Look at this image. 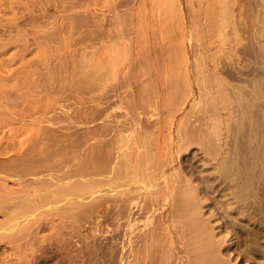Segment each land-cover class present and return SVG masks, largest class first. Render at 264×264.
Instances as JSON below:
<instances>
[{
	"label": "rangeland",
	"instance_id": "rangeland-1",
	"mask_svg": "<svg viewBox=\"0 0 264 264\" xmlns=\"http://www.w3.org/2000/svg\"><path fill=\"white\" fill-rule=\"evenodd\" d=\"M8 1L9 0H0V5H2L0 7V21L3 22V24H4V22H6L8 20V18H9V20H11V19L15 20L16 19L15 17H17V19H16L17 21L15 20L16 24H17V22L19 23L20 21H22L23 25L25 23L26 26L24 25L21 27L20 25H22V23L21 24L19 23L20 24L19 26H20L21 30H24V32L26 30L27 31L24 33L23 31L18 30L19 26L18 27L16 26V28L11 29L12 31L9 30L10 32H12L10 35L9 31H6V30L4 31L3 29H0V31L3 32V34L0 33V38L4 39L5 38L4 33L9 32V35L12 36V40L15 42L16 40H18L17 39L18 37L16 38L15 36H17V34L19 35V33L21 32L19 35L21 39H24V38L26 39L27 36H30V37H27V39H29V41L27 40L28 43L26 42L27 45L28 44H30V45L27 46L25 44L27 46V48L24 45L25 51H24V53H22V47H19L20 43L18 41L15 42V44H13L14 42L11 40V37L9 36V39L11 41L7 39L9 41V45L7 43H6V45L11 46V47H7V49H6L5 45H4V47H2V45H1L2 40L0 39L1 40L0 41V71L2 72V73L0 72L2 74V75H0V79L1 78H3L4 80L6 78L9 79L8 77L10 76V80H7V81H4L3 79L0 80V81H4L3 83L7 84V85L6 84L4 85L3 83L0 82V90L3 88L2 87L3 85L4 86L9 85V87L6 88L8 90L3 88L4 90L2 89L3 91L0 92L1 94L4 93L3 96L0 94V121H1L0 122V132H1L0 137L1 136L5 137V138L3 137V140H0V143H1L0 147H1V149H3V151L5 153V155L3 152H2L3 153L2 155L0 154V172H1L0 173L1 174L0 179L2 178L0 183L2 185L5 182L6 184L4 186H6V188L8 190L11 187H13L12 189L14 191L16 189L19 190L20 186H23V187H25V190L20 189L19 192H25L27 190V192H25L26 194H20L19 193L17 195L20 197H23L25 195H28V196H27V198H26V196H25V198H23V201H22L23 203H21V205L15 206L13 208L12 206H9V205H12V204H10L11 202L7 203L9 201V199H11L7 195H9L11 193V195H9V196L13 197L12 194H14L13 193L14 191H12V189L9 190V192L5 189L0 190L3 194L2 195L0 192V201L2 202L1 205H3V203H4L3 206H5V208L9 206V209H10L9 210L6 208L7 210H9L6 213V209L4 210L3 206L0 207L1 208L0 209L1 210L0 211V233H1L0 236L3 235L2 237H0V264H30L31 262H32L31 264H35V263L36 264H79V263L81 264L82 261L79 260V258L81 259V257L83 260V262H82L83 264H90L89 262H91V261H92L91 264H99L98 262L101 263L102 261H103L102 264H111L110 263L111 261L113 262L112 264H115L116 262H114V261H116L117 257L114 256L112 254V252H111V254H109V252L112 251L110 249H109L110 251L108 250L109 251L107 254L108 256L107 255L105 256L104 254L107 253V250H105V249H107V248H103L105 246V244H103V243H105V241H107L105 238L108 237L109 235H111V238L113 237L112 236L113 229H114L117 221L119 220V219H117V215L115 214L116 208H113L114 207L113 204H115V200H116L115 198H117V196H116L117 194H115L116 190H119L120 188L119 189H118V187L114 188L115 185L112 183L111 179H109V178L107 180L102 181L101 184H99L100 182H97L96 181L97 179L95 180L93 177L95 174L101 175L102 173H105V175H106L107 172L105 171V169L107 170L108 168L110 169L111 167L114 166V165H111V167H110V164L105 165L106 161L104 162V164L102 163L103 162L102 158H103V160L106 159V156H104L106 154L105 152H107V150H111V149L116 150L118 145L120 146V144L123 143L120 139H123L125 136L126 138L128 137L127 139L125 138V140L127 142L129 140H130L129 142H131V143L133 142V144H131V145H133V147L131 146L133 150L131 149V147H129V149H127L128 151L127 150L124 151V152L129 153L128 157L132 160L131 162H133V163H131L133 166V169L135 168V164H136V163L134 164V162L137 161V159H138L137 163L138 162L139 163H138V165H136V168H135L136 170L138 169V166H139V169L140 168L142 169V167H144L142 169L143 172L144 171L146 172L148 170L146 168H149L150 170H148V171L150 173L153 170V168L151 166H149V164L150 165L153 164L154 167L157 165L158 168H161V171L163 173L161 175H159L158 180L163 179V181H162V184L159 186V189H157V191L159 190L160 193L157 192L156 189L151 190L152 191V194H151L152 198L153 197L154 198L160 197V198H158V200L161 201V202H159V205H161V206H159V205L158 206H156V205L152 206L153 209H158V211H159V208H164L163 203L166 204L168 202L167 201L169 198V195L167 192L168 190L165 188L164 184L167 180H169V178L173 179V178H175V175H177L176 177L178 179L182 180L181 177L184 176L183 177L184 183L186 180V183L188 182L189 184L191 183L194 185L199 184L201 187H203L205 184H207L206 179L207 178L210 179V178H212V176H214V174H216L215 173L217 170L216 167H218L219 162L215 161L213 159L212 155L204 153L203 148H202L203 143L201 142V139H203L206 136V133H203V132L206 129V131H208L207 135L209 134V136L213 137V136H215V134H212L214 129L216 131H218L221 128V130L224 133L221 132V130H219V132L222 133V135H220L219 138H221V136H222L223 137L222 139H224L225 135L227 134L226 133V127L231 125V122L228 123V121L227 122H224V121L228 119V116H229V120H230V118L232 117V114H233V116L235 115L234 113H232V111L229 112V111H226L224 109L221 110L222 111L221 114H219L220 112L217 114V113L209 111V110H215L214 108H218L217 106L221 107L222 105H224V102L222 101L223 98H221V95H220V92L222 93L223 89L220 90V88L224 85V83L228 84L229 85V88H228L229 91H227V93H225V94L229 93L230 95H232V93H234V94L238 93L236 90L239 91V89H235V91H236L235 92L233 90L234 87H237V88L240 87V89L249 87L248 91L246 90L247 92H249V90H250V92H253V90H255V89L256 90L257 89L264 90L263 89L264 88V84H263L264 83V77H262V75L264 76V69L262 68V67H264V22H263L264 18L262 16V15H264V12H261V10L264 11V8H261L264 6V4H263L264 0H260V1L255 0V2H254V0H252V1L238 0L236 5L234 3V2H236V0L235 1L232 0V4H230L231 2H229L228 0L227 1H225V0H220V1L219 0H178L177 1L176 0L177 2L175 0H80V1L79 0H73V4L75 2L79 1L78 3H75L74 5L72 4V2L70 0H62V1L61 0H55L56 3H53V2H55L54 0L53 1L52 0L51 1L50 0H40V1L39 0L38 1L37 0H33V1L32 0H21V1L16 0L15 3H14V1H12V3H11V0H10V2H8ZM27 1L28 2L32 1V3L30 2L28 4ZM34 1H36V3ZM46 1H47L48 7L46 5ZM49 1H50V3H52L51 4L52 6L49 5L50 4ZM64 1L66 2V4H64L65 3ZM257 1H259L258 3H260L261 6H260V4L257 3ZM18 3H22V4L18 5ZM25 3H27L28 5ZM37 3H40V4H37ZM171 3H173V4H171ZM220 3H222V6H219ZM224 3H226V4L224 5ZM57 4H59V5H57ZM256 4H258L259 6ZM20 5L21 6L23 5V6L20 7ZM34 5H36V6L32 7ZM39 5L40 6L44 5L43 10H42V7H41V9L40 8L38 9V10H40L39 13L41 11L43 13L42 15L40 14L39 17L41 18L43 15H46V14L47 15L45 17L43 16L45 18V20L43 19V21L45 23H42L43 21H41L42 20V18H41V20H40L41 23L39 24L40 27H37L36 25L40 21L34 20V14L32 13V16H31V13L29 11V7H31V9L33 10L34 8H38L37 6H39ZM178 5H181V7L180 6L178 7ZM229 5H232V6H229ZM45 6H46V8H45ZM60 7L63 9H61ZM229 7H230V9H229ZM232 7H236L233 9L234 11L236 10L235 12L231 11ZM17 8H19V9H17ZM50 8H51V10H50ZM178 8H180L179 11H178ZM224 8H227V9H224ZM257 8H258V10H257ZM20 9L21 10L23 9L22 11H24V13H22V11ZM53 9H56V11ZM193 9L196 10V11H193L194 13L192 12ZM25 10H27L28 12ZM45 10H46V13H44ZM64 10H67V11H64ZM229 10L231 12H229ZM33 11H37V10H33ZM224 11H225V13H222ZM257 11H259V12H257ZM48 12H49V14H52V12H53V14L49 15ZM74 12L76 14H74ZM232 12H234L235 15ZM54 13L56 15H54ZM60 13H62V14H60ZM69 13H71V14H69ZM17 14H19V15L21 14V16L22 15L25 16L26 14L27 15L30 14L31 21H29L30 20L29 16L27 17V20L29 19L27 21V20H25L26 17H24V16L21 17L18 15L20 17V18H18ZM222 14L227 15V16L229 15L228 16L229 18L227 16H222ZM257 14H259V15H257ZM35 15H37V13H35ZM48 15L50 18L47 17ZM232 15H234V17H232ZM258 16H260V17L258 18ZM23 17H24V19L22 20ZM62 17H63V21L61 22ZM47 18L52 19V20L48 21ZM182 18L184 21L181 20ZM222 18L224 20H222L220 22L219 20H221ZM18 19L19 20L21 19V20L19 21ZM57 19H59L60 22ZM65 19H67L66 22H65ZM73 19H74V21H73ZM179 19L181 21H179ZM229 19H231V20H229ZM257 19H259V20H257ZM261 19H262V21H260ZM14 20H12L11 22H13ZM24 20H25V22H24ZM80 20H81V22H80ZM86 20L88 21V23ZM26 21L28 24H26ZM54 21H55V23H53ZM56 21L59 22V24ZM82 21H83V23H82ZM84 21H86V22H84ZM94 21L97 23H95ZM1 22H0V25H1ZM8 22L9 21H7L6 23H8ZM15 22H14V24H15ZM30 22L32 24L35 22L36 23L35 26L37 28H39V29L41 28L42 30L45 29L46 31L44 32V31L37 30V32L40 31L42 33V35H35L37 37V38H35L30 33L34 34V32H36V28H35V26H31L32 24ZM71 22L73 25H71ZM76 22H78V23L76 24ZM90 22H91V24H90ZM179 22H180V24H179ZM224 22H225V24H224ZM48 23L49 24L53 23V24L49 25L51 28L48 26ZM67 23H68V25H67ZM85 23L87 25H85ZM221 23H223L224 26H222ZM42 24L43 25L46 24V26H42ZM54 25H56V26H54ZM61 25L63 26V28ZM77 25H78V27H77ZM89 25H91V26H89ZM29 26H31V28H34L35 31L33 30L34 32L33 31L31 32V28ZM94 26L96 29L94 28ZM220 26H221V28H220ZM52 27H53V29H52ZM69 27H70V29H69ZM49 28L52 30L48 31ZM65 28L67 29V31L69 30L68 31L69 33L67 31L64 32ZM15 29H17V30H15ZM29 29H30V32H29ZM61 29L63 31H61ZM92 29H95V30H92ZM169 29H170V31H169ZM221 29L223 30L221 32L222 33L221 35H224L223 37H221V35H219V31ZM224 29H225V31H224ZM70 30H71V32H70ZM74 30H75V32H73ZM16 31H17V33H16ZM259 31H260V33H258ZM28 32L30 35L27 34ZM35 34H37V33H35ZM58 34H60V35H58ZM7 35H8V33L6 34V38H8ZM38 36H43L44 37L43 40H42V38L39 39ZM49 36H50V38H49ZM219 36H220V38H219ZM226 36H227V39H224V38H226ZM252 36H253V38H252ZM13 37L15 40L13 39ZM32 39L36 40L37 42L35 41V43H33ZM37 39H39V40H37ZM47 39H48V41H47ZM51 39H53V40H51ZM5 40L6 39H4V41ZM7 40H6V42H7ZM4 41H2V42H4ZM25 41L26 40H23V42H22V40H21L22 46H23V43ZM30 41H32V43ZM38 41H39V43H38ZM40 41H41V43H43L42 46L44 47V49H41ZM52 42H54V43H52ZM18 43H19V45H18ZM35 44L37 46H35ZM38 45H40L39 48H38ZM45 45L47 47H45ZM19 48H21V51ZM30 48H31V50H30ZM2 49H4V50H2ZM26 49L29 51H26ZM2 51H4V52H2ZM24 54H25V56H24ZM14 55H15V58H14ZM40 55L42 58L40 57ZM21 56H23V57H21ZM40 59H42L43 61ZM173 61H174V63H173ZM5 64H6V66L8 65L9 68L6 67ZM257 64L259 65V67ZM51 65L54 68V69L52 68L53 70L51 69ZM3 67H6V68L3 69ZM7 68L10 71L9 74H6L8 72ZM148 68L150 69V71L148 70ZM255 68H257V69H255ZM2 69L6 70L7 72L3 71ZM36 69L39 70V73H38V70L36 71ZM32 70H33V72L36 71L34 73L35 74L37 73L36 74L37 76L32 72ZM240 71L242 73H240ZM259 71H261V72L259 73ZM3 72H5V73H3ZM10 73H12V74H10ZM27 73L30 75L31 74H34V75L33 76L31 75V77L28 75L29 77H27V75H26ZM3 75H5V76H3ZM6 75H9V76L7 77ZM12 75H15V77ZM169 75H171V76H169ZM173 75H175L176 79L173 77ZM16 76H17V78H16ZM219 76H221L222 78ZM238 76L239 77L241 76V77L239 78ZM242 76H243V79H242ZM259 76H261V78ZM225 77H226V79H225ZM244 77H246V78H244ZM21 78H24L27 81H24V79L20 81L19 79H21ZM96 78L99 82L98 81L95 82ZM101 78H102V80H101ZM170 78H171V80H170ZM173 78L176 81H174ZM217 78H218V80H217ZM227 78H229V79H227ZM15 79L16 80L18 79V80L16 81ZM38 79H40V80H38ZM166 79L168 80L167 81L168 84L166 82ZM184 79L187 83L183 81ZM187 79H188V81H187ZM214 80L216 82H214ZM224 80L226 82L223 83ZM9 81H11V83ZM23 81L25 83H27L26 87H25V83ZM31 81L32 82L36 81V83L35 82L32 83ZM37 81H39V82L37 83ZM102 81H103V85H102ZM217 81H219V82L221 81L220 83H222V85L219 82L217 83ZM248 81H249V83H248ZM260 81H262L263 83ZM151 82H153V84L155 83V85L153 86V84ZM163 82L166 83L167 85H165ZM169 82H171L172 84L170 83V85H169ZM93 83H97V85L99 84L102 86L98 87L99 86L98 85L97 87L96 86L94 87V85H96V84H93ZM162 83H163V85H162ZM16 84L20 85L19 88L17 86H15ZM23 84H24V86H23ZM92 84H93V87H92ZM214 84L218 85V86L215 87ZM244 84L245 85L247 84V85L245 86ZM175 85H177V86H175ZM219 85H221V87ZM228 85H226V86H228ZM230 85H232V86H230ZM259 85H261L262 89H261V87L259 88ZM12 86L14 89L12 88ZM226 86H224L222 88L227 89ZM218 87H220V88H218ZM254 87H255V89H253ZM216 88H218L219 91ZM9 89H10L11 93L9 92ZM215 90L218 91L219 93L218 92L216 93ZM42 92H44V93H42ZM225 92H226V90H225ZM239 93H241V92L239 91ZM8 94L9 95L11 94L10 97ZM217 96H219V98H221V99L216 98ZM230 97L231 98H228V99L230 101H233L234 100L233 95ZM129 100H131V101L129 102ZM133 100H134V102H132ZM8 102H9V106H8ZM10 102L12 103V105H10L11 104ZM6 103H7V106L5 108L2 107V106H5ZM226 103H228V102L226 101ZM123 105H125V106H123ZM212 105H213V107H212ZM122 106L125 108H123ZM127 107H129V108H127ZM201 108L203 109V111ZM206 108L209 110H206ZM36 109H38V110H36ZM44 110H45V112H43ZM62 110L66 115L63 114ZM188 110H189L190 114H191L190 111H192L191 115L187 113ZM196 110H198V111H196ZM46 111H47V113H46ZM123 111L127 115H125L123 113ZM194 111H196V113ZM116 112H118L119 115ZM133 112H135V113H133ZM37 113H40L41 115H39ZM110 113H112V114H110ZM129 113L130 114L132 113V115L130 116ZM206 113H208V115H206ZM210 113L212 114V116ZM24 114L28 115V116H24ZM30 114H31V116H30ZM33 114H35V117H33L34 116ZM43 114H44V116H42ZM114 114H115V116H114ZM195 114H197V117H201V122L204 121L203 122L204 124L201 123V126H203L204 129H203V127L200 129L201 130L203 129L202 133L205 135H203L201 133V130L197 131L198 133L196 132L194 134L190 132L189 127H190L191 122L192 123H193V121L195 122L193 124L194 126L198 122L197 120L196 121L193 120V119H195V116H196ZM209 114H210V116H209ZM214 114L221 115V116H217ZM224 114L226 116H224ZM21 115H23V116H21ZM38 115H39V118H37V122H35L36 117H38ZM47 115H48V118H46ZM15 116H18V117L15 118ZM60 116H62V117H60ZM111 116H113L112 119H111ZM216 116L219 118H217ZM8 117H10V118H8ZM41 117L42 118L44 117L47 121L43 120L44 118L40 119ZM77 117L79 119H81V118H83V119L79 120V119H77ZM107 117L110 119H108ZM132 117H134V119H135L134 121H136V122L133 121ZM4 118H6V119H4ZM11 118H12V120H11ZM17 118L22 119L23 122L20 121L21 122V124H20L18 121H16ZM24 118L26 119V121H24L25 120ZM29 118H32V119H29ZM87 118H88V120H87ZM118 118H120V119H118ZM138 118L141 120H139ZM146 118H147V120H146ZM105 119H106V121H105ZM187 119H188V121H187ZM215 119H217V120L220 119L219 122L220 121L221 122L218 123V121ZM7 120H9L8 122L9 123L11 122V124H9L7 122ZM41 120H43L44 122L43 121L40 122ZM62 120H64V121L67 120V123L62 121ZM137 120H138V122H137ZM142 120H145L146 123H144L145 121H142ZM149 120H151V121H149ZM205 120L206 121L208 120V122H206ZM213 120L217 121V122H213ZM15 121L18 122V124L15 123ZM32 121H33V123H32ZM81 121H82V123H81ZM86 121H87V123H86ZM130 121H132L133 124ZM139 121H142L144 123L145 128H144L143 123L139 122ZM147 121H149L150 123H148ZM38 122H40V123H38ZM60 122H61V124H59ZM104 122L105 123L107 122V124L105 125ZM113 122H115V123H113ZM90 123H92V124H90ZM96 123L99 125L98 128H96V126H97ZM110 123L112 126L110 125ZM118 123H120L123 130L122 129L120 130V128H119V131L116 130L117 129L116 125H119ZM135 123H137V124H135ZM138 123L142 124V125L139 126ZM184 123H186V127H185ZM214 123L217 126H215ZM221 123L222 124L228 123L230 125H228V124H227L228 126L226 124L222 125ZM4 124H6V125L9 124V125L7 127H5ZM40 124L43 127L45 126L44 129H40L42 127V126H40ZM101 124H103V125H101ZM108 124H109V126H108ZM124 124H127V126ZM128 124H130V125H128ZM131 124H132V126H131ZM155 124H157V125H155ZM187 124L189 125V127ZM210 124H211V126L212 125L213 126L212 127L209 126ZM2 125L5 129L2 127ZM51 125L53 127H51ZM60 125H62V126H60ZM75 125H77V126H75ZM94 125H95V128H93ZM104 125L107 128L110 127L109 130H111V128H112L113 132L111 131V133L110 132L108 133L109 130L107 128H106L107 129L106 130L104 128ZM148 125L151 126L152 128H149ZM134 126H135V128H134ZM137 126H139V127L137 128ZM194 126H192V127H194ZM214 126H215V128H214ZM218 126H221V127L219 128ZM66 127H68L69 130ZM99 127H100V130H99ZM61 128H62V131H61ZM113 128H114V130H113ZM73 129L75 130L76 133H74ZM78 129H79V131H78ZM223 129H225V130H223ZM58 130H60L61 133ZM92 130L95 132H97L99 130L98 131L99 133L97 132L98 134L96 133V135H95V133ZM102 130L105 131L107 134H105V132H103ZM185 130H186V132H184ZM187 130H188V132H190V134H188ZM3 131H5V132H3ZM11 131L14 134L13 133L11 134ZM86 131H87V135H86ZM101 131H102V133H100ZM29 132L35 133L34 136L30 133L31 135H29V137H28ZM138 132H141L142 134H140ZM16 133H17V135H16ZM57 133H58V135H56ZM67 133H68V136H66ZM81 133L88 136L89 138L84 137V135L81 137V135H82ZM185 133L189 136V138H191V137L193 138V139L189 140L188 138L185 137L186 139H188L187 142H190L191 144H189L186 148L185 147L183 148L184 144H182V142H180L182 144L181 148H183V149L177 148V145H176L177 140L185 139V138H183ZM210 133H211V135H210ZM37 134L39 136H37ZM64 134H65V136H64ZM136 134H138V135H136ZM139 134H140V136L142 135L143 139L139 136ZM148 134H149V136L150 135L151 136L150 137L146 136ZM69 135H72V136H69ZM112 135H114V136H112ZM118 135H120V136L118 137ZM126 135H128V136H126ZM143 135L146 137L144 138ZM187 135H185V136H187ZM30 136H32L33 138H30ZM56 136H57V138H56ZM98 136H99V138H98ZM106 136H108V138ZM201 136H204V137H201ZM27 137L30 139H28ZM76 137H79V138H76ZM9 138L10 139L13 138L12 139L13 143L11 142L12 140H10ZM23 138H26V139H23ZM45 138H47L48 140H45ZM92 138H94L95 141L99 140L100 142L94 143V144L98 145V146L95 145L97 148L96 147L94 148V145H92L93 150H91L92 149L91 148L89 152L87 151L88 153L87 152L85 153L86 155L89 153L92 154V152H94V154L99 152L100 150H97V149H100V147H99L100 144H105L102 146L104 149H101L102 153L99 152L100 153L99 155L97 153V155L93 154V156L91 157L90 156L91 154H89V156L91 157V158L90 157L89 158L91 160L94 159V156H97V157L99 156L98 160H93V162H92L87 156L86 158H88V159H86V160H88L89 163L86 162L85 160H84V162H82V159L85 158V156L79 157V155L85 150V149H83L84 148L83 146L85 144V140L87 143L89 142V143L93 144L92 142H94V141L91 140ZM100 138L104 139V140H101ZM199 138H200V141H199ZM5 139L7 140V142ZM35 139L36 140L39 139V140H37V142L38 141L39 142L38 143L36 142V145L33 144L35 142ZM106 139H107V142L105 141ZM145 139H150L149 141H151V142L149 143V141H147L148 142V145H147V142L144 141ZM194 139H196V141H194ZM205 139L206 138H204L202 141L205 142ZM24 140L26 142H24ZM191 140L193 142H191ZM29 141H30L31 145H29ZM75 141H78L79 143L75 142ZM101 141L102 142L105 141L106 143L105 142L101 143ZM9 142H11L12 145ZM112 142L115 144H113ZM183 142L185 143V141H183ZM214 142H215V140H214ZM17 143L21 147H19V146L13 147L14 145H18ZM40 143L41 144L46 143V145L49 147V152H50V155L52 157V158H49V160H48L49 165H47V167H49V173L48 174L51 177L50 181H52L50 187L53 188L54 186H52V185H55V187L53 189L49 188L50 189V190H48L49 192L48 191L43 192V190L41 188V192H43V193H41V192L39 193L40 187H42V186H40L42 180L40 181L38 179L43 178V175H42L43 173L41 174L39 172V170H41V168H42L40 166V163H37L38 165H35L36 162L32 161V163H30L31 162L30 160H29L30 161L29 162V161H27V158H23V156L25 154H27V153L31 154L33 150H35V149L37 150L38 147H40V145H41ZM89 143H88V145H89ZM108 143H110L111 145ZM32 144H33V146H32ZM86 144H85V147H86ZM106 144H107V146H106ZM112 144L115 146H113ZM142 144H145V145L142 146ZM186 144H188V143H186ZM67 145H69V146H67ZM73 145L76 146V148L75 147L72 148ZM108 145H109V147H108ZM23 146L28 147V148H23ZM41 146L44 147L45 145L42 144ZM66 146L68 148L71 147L70 148L71 150L68 149ZM141 146L144 148L143 150H142ZM4 147H5V149H4ZM139 147L141 148V151H143L142 153L140 152ZM146 147L148 149H145ZM7 148H9L8 151H7ZM55 148L57 150H55ZM134 148L135 149L138 148L137 149L138 151L136 152ZM222 148H225V151H226L227 146L222 147ZM1 149H0V151H2ZM12 149H14V150H12ZM21 149H22L21 152L23 153V156H22V153L20 152ZM26 150L27 151L31 150V151L27 152ZM96 150H97V152H96ZM102 150H104V152ZM148 150H150V151H148ZM35 151H33V152H35ZM39 151H40V148H39ZM72 151H73V153H72ZM6 152H7V154L10 152L8 156H7ZM25 152H27V153H25ZM128 153H126V154H128ZM130 153L133 157L130 155ZM122 154L124 157L127 156L125 153H122ZM27 156H29V154H27ZM222 156H226V154L225 153L221 154L220 158ZM9 157L11 159L13 158L12 161H10L11 159ZM15 158H18V159H15ZM53 158H55L57 160H54ZM147 158L148 159L150 158V160H149L150 162L148 161ZM5 159H6V161H4ZM72 159H75V160H72ZM134 159H136V160H134ZM167 160H169L170 162ZM23 161H25V162H23ZM140 161H142V162H140ZM3 162L5 164V165L3 164L4 166L2 165ZM33 162H34L35 166H38L39 170H37L38 168L35 166L31 167L33 165ZM81 162H82V164H86V163L90 164V162H92L90 164L91 166L89 167V169H91V171H93L95 174H93V172H92V174H93L92 175L90 173L91 171L89 170L90 171L89 172L88 168L85 169V167H83ZM166 162H169V163L166 164ZM8 163H10V164H8ZM15 163L17 164V166ZM93 163H95V165ZM6 164H8L10 166L11 165L14 166L13 164H15L16 167H18V164H20L21 166L20 165L19 166L21 167V169H22V166L25 167V168H23V170H25V172L27 171V173L31 169L34 170L35 172L37 170L38 172L36 175H35V172H33L32 170L29 172V173H31V172L34 173V175H32V177H36V178L35 179L32 177H30V178H32V180L33 179L36 180L37 183H35L36 181L32 182L31 179L27 178V177L26 178L28 180H30L29 182L31 184L30 183H28V185L26 184L28 182L27 179L26 180L23 179V181L25 180L24 181L25 183H23V182L19 183L20 180L14 179L13 176L17 175L16 171L18 173V171L21 170V169H19L20 167H18L17 169H14V167L11 166L12 168H10V166H6ZM28 164L29 165L31 164V166H29ZM41 164H43V163L41 162ZM113 164H115V162H113ZM51 165H52L53 169L50 167ZM67 165L69 168L67 167ZM72 165H73V167H72ZM74 165H75V167H74ZM100 165H102V166H100ZM103 165L106 166V168ZM86 166H87V164H86ZM95 166H98V167H96V170L93 169V167H95ZM147 166H149V167H147ZM159 166H161V167H159ZM1 167H3V168H1ZM61 167H63V168L66 167L65 171L62 170ZM102 167H103V169H102ZM33 168H35V169H33ZM74 168H76V169H74ZM99 168H101V169H99ZM7 169H14V170H12V172H11V170H7ZM144 169H146V170H144ZM2 170H6V173H4V171H2ZM61 170L63 172H65L66 174H68V175H66L67 177L65 176V173H63V172H62L63 174L59 173V172H61ZM72 170H76V171H72ZM101 170H102V172L99 173V171H101ZM7 171L13 174V175L12 174L8 175V176H10V178H7L8 177ZM69 171H71V172L69 173ZM142 171H141V173H142ZM148 171L146 173H148ZM22 172H24V171H22ZM53 172L57 173V174L54 175ZM88 172L92 175L93 178L90 179L91 176H89L90 174ZM39 173L41 175H38ZM141 173H139V174H141ZM61 174H62V176H61ZM70 174H72L73 177ZM74 174H76V175L78 174L77 175L78 177L77 176L74 177ZM172 174L174 175L173 177H172ZM22 175L20 174L19 176L22 177ZM24 175L26 176V173H24ZM24 175H23V177H25ZM63 175L65 176L66 180L64 179ZM81 175L84 176V177L82 176L83 178H87L88 181H85L86 179H83L84 180L83 181ZM27 176H29V174H27ZM38 176H41V177L39 178ZM55 176L58 178H56ZM106 176H104V177L106 178ZM187 176L189 177V179H191V181H189V179L186 178ZM204 177H205V179H203ZM15 178H18V177H15ZM89 179L96 182L97 187H98V184L100 185L98 187V189L95 186L96 184L95 183L93 184V182H91ZM57 181H58V183H57ZM68 181H69V183H68ZM205 181H206V183H205ZM210 181H212V180H210ZM38 182L40 184H38ZM108 182H109V184H108ZM137 182H139V181H137ZM13 183H14V186H13ZM21 183H23V184L21 185ZM71 183H72L73 187L70 185ZM73 183H74V185H73ZM89 183L93 184V185H90ZM110 183H111V185H110ZM24 184H25V186H24ZM35 184H37L39 186V188L36 187ZM60 184L62 186H60ZM63 184H66L65 188H63L64 187ZM141 184L143 185L144 182L142 181ZM26 185H27V187H26ZM67 185H70L71 188ZM87 185L90 186V187H88L89 190L87 188H85ZM144 185H146V182ZM29 186H31V190L28 188ZM32 186H35L36 188H38V190L37 189L34 190V188H32ZM74 186L77 187L79 190L77 188H74ZM80 186H81V188H83V189H81L83 191H80ZM15 187H17V188L14 189ZM23 187H21V188H23ZM67 187H69V188H67ZM100 187H102V188H100ZM197 187H199V186L197 185ZM26 188H28V189H26ZM84 188L87 190H85ZM103 188H105L104 189L105 192L102 191ZM161 188H163V189H161ZM75 189L78 191L76 192ZM90 189L92 190V192ZM18 190H16V193H18L17 192ZM110 190H112V191H110ZM28 191H29V194H28ZM35 191H36V193H34ZM97 191H100V192H97ZM142 191L146 192V188L144 187V190L143 189L137 190L136 193H139L137 195H141V193H144ZM198 191H199V189L197 190V192ZM229 191H230V189H228V188L227 189H220L217 187L214 191H211L209 194H207L206 196H204V198L201 199L202 204L198 208L199 209L202 208L201 213H203L205 215L204 216L202 214L205 218L207 217V219H208V217H209L210 224L215 227L214 232L217 233L218 236L221 238L225 237L224 238L226 241L225 245H227V246L229 245V247H230V254L229 255L234 257V260L232 261V263L235 262V264H249L250 261L249 262L246 260L241 261L240 260V258H241L240 254L238 252H236L237 237H236V232H234L232 228L234 227V224L236 225L237 223H238L237 226H241L242 224H244L242 226L249 227V228H251V227L253 228L255 226V224L251 223L248 219H246V217L244 218L243 216H241L240 213L237 212V209H236L237 203L236 204L234 203L235 201H233L234 199H232L231 195L229 194ZM55 192H56V194H55ZM64 192H65V194H64ZM78 192L82 193V194H80L79 199H78V195H79ZM85 192H86V194H85ZM107 192H108V194H106ZM197 192L193 191V193H194L193 196H197L198 195ZM30 193L31 194L33 193V198L35 197V199L29 200V197L32 198V195L30 196ZM47 193H48V195H47ZM40 194H44V195H40ZM155 195H156V197H155ZM14 196H15V194H14ZM52 196L53 197L58 196V199H56L57 197L53 198ZM100 196H103V197H100ZM136 198H137V196H136ZM108 199L111 200L112 202L109 201ZM80 200L82 201V205H83V203L86 204V205H83V207H87L86 208L87 211H88L89 205L92 203L93 206L90 205L92 207H89V209H91L90 214L93 215V217L91 218L92 221L90 218H87V217H90V214L88 215L89 212H86L85 208L83 209ZM94 200L98 201V203L100 202L99 203L100 205H98V203H96V202L94 203ZM139 200H141V198L137 199V201H139ZM29 201H31V202L33 201V203H35V204H32V203L30 204ZM134 201L137 202L136 199ZM77 202L78 203L80 202V204H78ZM221 202H222L223 206L225 205L224 208L226 207V209L224 211L221 209L220 212H224V213L226 212L225 215H227L228 211H229L231 214H233V215H229V219L231 220V222L233 221L232 224L231 225L228 224V227L226 226L224 228L221 227V223H222V221H224V218L222 217V215L224 213H221L222 214L221 215L219 213V210H218V206L221 204ZM5 203H7V205L8 204L9 205L7 206ZM27 204H30V205L28 206ZM76 204H77V206H79V207H77V206L74 207V208H78L77 210L72 207V206H75ZM94 204H97V205H95L96 208L94 207ZM103 204H104V206H103ZM162 204H163V206H162ZM22 205H27L26 207L29 209L27 210L26 207L23 206L26 209V211L24 209L22 210L21 209V208H23ZM35 205H37V206H35ZM105 206L106 207L110 206V207L106 208ZM30 207H31V209H30ZM71 207L73 209H71ZM15 208H17L18 210ZM97 208H98V210H97ZM110 208L115 210L114 213H110V212H112V211H110V210H112ZM32 209H34V210H32ZM67 209H68V211H67ZM93 209L95 211L94 213H92ZM3 211H5V212H3ZM12 211L17 212V213L13 214ZM18 211H20V213ZM217 211L219 214L217 213ZM27 212H30L31 215L33 214L32 216H34V215L35 216L30 217L29 213H27ZM77 212H79V213H77ZM46 213H48V214H46ZM49 213H53V214H49ZM15 214H16V216H15ZM68 214H69V216H68ZM237 214H239V215H237ZM10 215H12V216H10ZM85 215L87 218L86 220H85ZM51 217H53V218H51ZM43 218H44V220H43ZM63 218H65V219H63ZM130 218H132V217H130ZM25 219H26L27 223H25L26 222ZM30 220H32V222H30ZM75 221H77V222H75ZM17 222H20L21 224L20 223L17 224ZM22 222H24V223H22ZM114 222H115V225H114ZM14 223H16L17 225ZM32 224H34V225L32 226ZM27 225H29L30 227L28 226V228H27ZM81 227H83V230H81L82 229ZM32 229H33V231H31ZM77 229H79V231H77ZM6 230L8 231V233L5 232ZM85 230H87V231H85ZM22 231H24V232L22 233ZM11 232H15V234L11 233ZM83 232H86V234H84ZM95 232L98 234L97 235L98 238L101 237L100 239H97L95 237L96 236ZM19 233H20V236L18 235ZM24 233H25V235H24ZM6 234H8V235H6ZM11 234H13L14 236L15 235H17V236L14 237ZM26 234H28L27 237H30V239L26 237ZM238 234L241 235V233H238ZM72 235H73V237H72ZM79 235H81V236H79ZM21 236L23 237V239H24V236L26 237V239H24V242H23V239L21 238ZM33 236H35V238ZM78 237H82V240H81V238H78ZM11 238H14V240H12ZM67 239L68 240L70 239V240L68 241ZM77 239H78V241H77ZM101 239H102V241H101ZM25 240H26V242H25ZM35 240H37V242H36L37 244L35 243ZM40 240H42V241H40ZM43 240L45 243H47V245L43 242ZM99 240L101 242H99ZM12 241H14V242H12ZM15 241H17L18 243ZM19 241L21 244L23 243V245H21L19 243ZM70 241H71V243L72 242L73 243L71 244ZM96 241H98V242H96ZM29 242H30V244H29ZM39 242H41L40 245H39ZM112 242L116 243V239H113ZM34 243H35V245H34ZM65 244H67V245H65ZM29 245L32 248H30ZM101 245H103V246H101ZM26 246H27V248H26ZM34 246L37 248H35ZM49 246L50 247L52 246L53 248L51 247L52 248L51 249ZM70 246L72 247L73 251H72ZM73 246H75V248ZM79 246H81V247H79ZM100 246L102 247V249ZM12 247H14V248H12ZM18 247L20 250L17 249ZM39 247H41V248H39ZM47 247H49V248H47ZM22 248H26V249H22ZM43 248H45V250ZM60 248H62V249H60ZM93 248L95 249V251ZM42 249H43V251H42ZM74 249L77 250V253L74 251ZM103 249L105 250V253H104ZM35 250H37L38 252H36ZM68 250H70V252L72 251L73 254L68 252ZM90 250L92 253L94 252L93 253L94 255L91 254ZM64 251H65V254L67 252V254L69 255L68 257H67V254L66 255L63 254ZM78 251H79V253H78ZM88 251L91 255L88 254ZM98 251L101 252V253H99L101 257L100 256L97 257L99 255ZM95 252L97 253V256L95 255L96 254ZM69 253L71 254V256ZM42 254H45L46 256L42 255ZM74 254L76 255V257ZM77 254H78V256H77ZM87 255H89V257L91 259L88 258ZM111 255H112V257H111ZM229 255L226 257L229 258ZM93 256L95 258H93ZM102 257L105 259H103ZM96 258L99 259V261ZM114 258H115V260H114ZM87 259L90 261H87ZM70 260H72V262Z\"/></svg>",
	"mask_w": 264,
	"mask_h": 264
},
{
	"label": "bare ground",
	"instance_id": "bare-ground-1",
	"mask_svg": "<svg viewBox=\"0 0 264 264\" xmlns=\"http://www.w3.org/2000/svg\"><path fill=\"white\" fill-rule=\"evenodd\" d=\"M12 1H14V3H15V1L16 0H11V3H12ZM18 1V0H17ZM21 1V0H20ZM33 1V0H32ZM32 1H27V3L29 4L30 2L32 3ZM38 1V0H37ZM40 1V0H39ZM51 1V0H50ZM50 1H49V3H50ZM53 1V0H52ZM55 1V0H54ZM62 1V0H61ZM71 2H72V4H73V0H70ZM80 1V0H79ZM78 1V2H79ZM176 1V0H175ZM178 1V0H177ZM176 1V2H177ZM220 1V0H219ZM225 1H227V0H225ZM229 2H231L230 4H232V0L230 1V0H228ZM233 1H235V0H233ZM237 1L238 0H236V2H234L235 3V5H236V3H237ZM248 1H252V0H248ZM260 1V0H259ZM259 1H257V3L259 2ZM8 2H10V0L8 1ZM35 3H36V1H34ZM43 2V1H42ZM41 2V3H42ZM58 2V1H57ZM65 2V1H64ZM75 2V1H74ZM78 2H75V3H78ZM174 2V1H173ZM254 2H255V0H254ZM17 3V2H16ZM27 3H25V4H27ZM44 3V2H43ZM53 3H56V1L55 2H53ZM74 3V4H75ZM175 3V2H174ZM180 3V2H179ZM178 3V4H179ZM219 3V2H218ZM223 3V2H222ZM222 3H220L219 4V6H222ZM19 4H22V3H18V5ZM27 4V5H28ZM34 4V3H33ZM37 4H40V3H37ZM45 4V3H44ZM52 3H50L49 5H51ZM61 4V3H60ZM64 4H66V2L64 3ZM71 4V3H70ZM73 4V5H74ZM171 4H173V3H171ZM226 3H224V5H225ZM255 4V3H254ZM258 4H260V3H258ZM258 4H256V5H258ZM264 4V3H263ZM262 4V5H263ZM4 5V4H3ZM16 5V4H15ZM46 5H47V1H46ZM56 5V4H55ZM57 5H59V4H57ZM68 5V4H67ZM66 5V6H67ZM223 5V6H224ZM228 5V4H227ZM2 5H0V7H1ZM17 6V5H16ZM23 6V5H22ZM21 5H20V7H22ZM31 6V5H30ZM36 5H34V6H32V7H35ZM44 6V5H43ZM43 6H37L38 8H34L33 10H37V11H33L32 9H31V7H29V11H30V13H31V16H32V13L34 14V20H41V18H42V20L41 21H43V19L45 20V16L47 15H43L41 18L39 17V15L41 14H43L42 13V11L39 13V11L40 10H38L39 8L41 9V7H42V10H43ZM52 6V5H51ZM65 6V5H64ZM63 6V7H64ZM69 6V5H68ZM181 7V5H178V7ZM218 6V7H219ZM229 6H232V5H229ZM234 6V5H233ZM259 6V5H258ZM260 6H261V4H260ZM47 7H48V5H47ZM54 7V6H53ZM58 7V6H57ZM62 7V6H61ZM60 7V8H61ZM25 8V7H24ZM45 8H46V6H45ZM59 8V9H60ZM68 8V7H67ZM177 8V7H176ZM175 8V9H176ZM220 8V7H219ZM218 8V9H219ZM234 8H236V7H232V9H231V11H234L233 9ZM259 8V7H258ZM258 8H257V10H258ZM261 8H264V6L263 7H261ZM17 9H19V8H17ZM31 9V10H30ZM61 9H63V8H61ZM222 9V8H221ZM224 9H227V8H224ZM229 9H230V7H229ZM260 9V8H259ZM21 10V9H20ZM23 10V9H22ZM21 10V11H22ZM28 10V9H27ZM27 10H25V11H27ZM50 10H51V8H50ZM53 10H55L56 11V9H53ZM52 10V11H53ZM180 10V8H178V11ZM220 10V9H219ZM256 10V9H255ZM59 11V10H58ZM57 11V12H58ZM64 11H67V10H64ZM69 11V10H68ZM193 11H196L195 9H193L192 10V12ZM230 10H229V12H231ZM236 11V10H235ZM234 11V12H235ZM260 11V10H259ZM259 11H257V12H259ZM28 12V11H27ZM37 13V15H35V13ZM50 12V11H49ZM49 12H48V14H49ZM63 12V11H62ZM220 12V11H219ZM234 12H232L233 14H234ZM261 12H264V11H262L261 10ZM19 13V12H18ZM22 13H24V11H22ZM44 13H46V10H45V12ZM51 13V12H50ZM194 13V12H193ZM222 13H225V11L224 12H222ZM28 14V13H27ZM22 15V16H24V17H26V19L25 20H27V17L29 16V18H30V14L29 15ZM52 14H53V12H52ZM52 14H49V15H52ZM60 14H62V13H60ZM69 14H71V13H69ZM74 14H76L75 12H74ZM82 14V13H81ZM80 14V15H81ZM176 14V13H175ZM174 14V15H175ZM219 14V13H218ZM262 14V13H261ZM16 15V14H15ZM19 14H17V16H18ZM49 15L47 16V17H49ZM54 15H56L55 13H54ZM220 15V14H219ZM235 15V14H234ZM234 15H232V17H234ZM257 15H259V14H257ZM19 16H21V14L19 15ZM18 16V18H20ZM21 16V17H22ZM59 16V15H58ZM88 16V15H87ZM176 16V15H175ZM222 16H227V15H224V14H222ZM229 16V15H228ZM227 16V17H228ZM231 16V15H230ZM263 16V18H264V15H262ZM261 16V17H262ZM24 17L22 18V20L24 19ZM52 17V16H51ZM57 17V16H56ZM67 17V16H66ZM89 17V16H88ZM226 17V18H227ZM260 16H258V18H259ZM7 18V17H6ZM16 19H17V17H15ZM50 18V17H49ZM53 18V17H52ZM58 18V17H57ZM72 18V17H71ZM224 18V17H223ZM221 19V20H219L220 22L222 21V20H224V19ZM229 18V17H228ZM262 18V19H263ZM15 19V20H16ZM33 19V18H32ZM185 19V18H184ZM232 19V18H231ZM231 19H229V20H231ZM262 19L260 20V21H262ZM12 20H14V19H11V20H9V18H8V20L7 21H9L8 23H6V22H4V24H3V22H1V25H0V29H3L4 31L6 30V31H12L11 29L12 28H16V26L18 27L21 23H22V21H20L19 19V23L17 22V24H16V22H15V20L13 21V22H11ZM25 20H24V22H25ZM29 20V19H28ZM27 20V21H28ZM47 20L49 21V20H52V19H48L47 18ZM55 20V19H54ZM58 21H59V19H57ZM66 20L67 19H65V22H66ZM93 20V19H92ZM181 20H183V18L181 19ZM180 19H179V21H181ZM257 20H259V19H257ZM17 21V20H16ZM27 21H26V24H28L27 23ZM29 21H31V18H30V20ZM41 21L36 25V21L32 24L31 22V26H37V27H40L39 26V24L41 23ZM63 21V17H62V19H61V22ZM73 21H74V19H73ZM79 21V20H78ZM87 21V20H86ZM86 21H84V22H86ZM184 21V20H183ZM14 22H15V24H14ZM33 22V21H32ZM57 22V21H56ZM60 22V21H59ZM59 22H57L58 24H59ZM80 22H81V20H80ZM95 22V21H94ZM93 22V23H94ZM259 22V21H258ZM257 22V23H258ZM264 22V21H263ZM11 23V24H10ZM42 23H45L44 21L42 22ZM53 23H55V21L53 22ZM53 23H51V24H53ZM64 23V22H63ZM62 23V24H63ZM69 23V22H68ZM68 23H67V25H68ZM74 23V22H73ZM78 22H76V24H77ZM82 23H83V21H82ZM87 23H88V21H87ZM95 23H97V22H95ZM227 23V22H226ZM51 24H49L48 23V26L49 25H51ZM61 24V23H60ZM70 24V23H69ZM75 24V25H76ZM90 24H91V22H90ZM179 24H180V22H179ZM182 24V23H181ZM224 24H225V22H224ZM228 24V23H227ZM24 25H25V23H24ZM23 25V23H22V25H20L21 27L22 26H24ZM66 25V24H65ZM71 25H73L72 24V22H71ZM85 25H87L86 23H85ZM221 25L222 26H224L223 25V23H221ZM20 26H19V28H18V30H21V28H20ZM26 26V25H25ZM28 26V25H27ZM31 26H29L30 28H31ZM35 26V28H36V32H34L35 30H34V28H31V32L33 31L34 32V34L33 33H30V34H32L35 38H37L35 35H42V33L40 32V31H46L45 29L44 30H42L41 28L39 29V28H37ZM42 26H46V24L45 25H43L42 24ZM47 26V27H48ZM54 26H56V25H54ZM62 26V25H61ZM89 26H91V25H89ZM93 26V25H92ZM50 27V26H49ZM77 27H78V25H77ZM24 28V27H23ZM51 28V27H50ZM49 28V30L48 31H51L52 29H53V27H52V29H50ZM59 28V27H58ZM61 28V27H60ZM62 28H63V26H62ZM72 28V27H71ZM94 28H95V26H94ZM220 28H221V26H220ZM25 29V28H24ZM28 29V28H27ZM69 29H70V27H69ZM73 29V28H72ZM87 29V28H86ZM96 29V28H95ZM95 29H92V30H95ZM14 30V29H13ZM15 30H17V29H15ZM26 30V29H25ZM37 30H40V31H38L37 32ZM65 31L64 32H66L67 31V29L65 28L64 29ZM258 30V29H257ZM9 31V32H10ZM21 31H23L24 32V30H21ZM27 31V30H26ZM25 31V32H26ZM54 31V30H53ZM60 31V30H59ZM61 31H63L62 29H61ZM69 31V30H68ZM67 31V32H68ZM79 31V30H78ZM169 31H170V29H169ZM223 30L221 29L220 31H219V35H221ZM224 31H225V29H224ZM9 32H7L8 33V38H6V34L7 33H4L5 34V38L4 39H8V40H10L9 39V36L11 35V33L12 32H10V35H9ZM24 32V33H25ZM29 32H30V29H29ZM29 32L27 33L28 35H30L29 34ZM40 32V33H39ZM43 32V33H44ZM70 32H71V30H70ZM73 32H75V30L73 31ZM89 32V31H88ZM92 32V31H91ZM90 32V33H91ZM0 33L1 34H3V32H1L0 31ZM16 33H17V31H16ZM21 33V32H20ZM20 33H19V35H20ZM23 33V34H24ZM35 33H37V34H35ZM39 33V34H38ZM47 33V32H46ZM58 33V32H57ZM62 33V32H61ZM69 33V32H68ZM258 33H260V31L258 32ZM14 34V33H13ZM74 34V33H73ZM224 34V33H223ZM253 34V33H252ZM15 35V34H14ZM18 34H17V36H15L18 40H16L15 42H19L20 43V45L22 44V42H23V40H26L24 43H23V46L21 45H19V43H18V45H19V47H22V53H24V51H25V48H24V45L26 44V42L28 43V41H29V39H27V37H30V36H27L26 34V39L24 38V39H21L20 38V36H19ZM46 35V34H45ZM48 35V34H47ZM58 35H60V34H58ZM62 35V34H61ZM70 35V34H69ZM218 35V34H217ZM44 36V35H43ZM43 36H38V38L39 39H41L42 38V40H43ZM51 36V35H50ZM50 36H49V38H50ZM56 36V35H55ZM224 35H221V37H223ZM254 36V35H253ZM253 36H252V38H253ZM11 37V40H12V36H10ZM46 37V36H45ZM74 38V37H73ZM219 38H220V36H219ZM261 38V37H260ZM1 39V38H0ZM4 39H1L2 41H4ZM13 39H14V37H13ZM22 40V42H21V40ZM39 39H37V40H39ZM72 39V38H71ZM224 39H227V36H226V38H224ZM0 40V41H1ZM6 40L4 41V42H2L1 41V45H2V47H4V45H5V48L7 49V47H11V46H7L6 45V43L9 45V41L7 40V42H6ZM10 40V41H11ZM15 40V39H14ZM20 40V41H19ZM28 40V41H27ZM33 40V43H35V41L36 40H34V39H32ZM46 40V39H45ZM51 40H53V39H51ZM70 40V39H69ZM13 41V40H12ZM47 41H48V39H47ZM55 41V40H54ZM14 42V41H13ZM15 42L13 43V44H15ZM31 43H32V41H30ZM29 42V43H30ZM37 42V41H36ZM69 42V41H68ZM67 42V43H68ZM38 43H39V41H38ZM52 43H54V42H52ZM11 44V43H10ZM40 44H41V49H44V47L42 46V44L43 43H41V41H40ZM12 45V44H11ZM17 45V46H18ZM27 45V44H26ZM25 45V46H26ZM28 45H30V44H28ZM27 45V46H28ZM51 45V44H50ZM27 46H26V48H27ZM35 46H37L36 44H35ZM39 46L40 45H38V48H39ZM31 47V46H30ZM45 47H47L46 45H45ZM24 48V49H23ZM29 48V47H28ZM18 49V48H17ZM20 49V51H21V48H19ZM2 50H4V49H2ZM30 50H31V48H30ZM40 50V49H39ZM26 51H29V50H27L26 49ZM44 51V50H43ZM2 52H4V51H2ZM27 53V52H26ZM42 53V52H41ZM258 53V52H257ZM24 56H25V54H24ZM21 57H23V56H21ZM40 57H41V55H40ZM251 57V56H250ZM14 58H15V55H14ZM17 58V57H16ZM42 58V57H41ZM25 59V58H24ZM44 59V58H43ZM15 60V59H14ZM40 60H42V59H40ZM43 61V60H42ZM45 61V60H44ZM173 63H174V61H173ZM41 64V63H40ZM256 64V63H255ZM259 64V63H258ZM257 64V65H258ZM2 65V64H1ZM173 65V64H172ZM263 65V64H262ZM5 66H6V64H5ZM47 66V65H46ZM6 67H8V65L6 66ZM6 67H3V69H5ZM255 67V66H254ZM258 67H259V65H258ZM262 67V66H261ZM260 67V68H261ZM9 68V67H8ZM7 68V69H8ZM53 67H52V65H51V69H52ZM263 69H264V67H262ZM2 69V70H3ZM11 69V68H10ZM34 69V68H33ZM54 69V68H53ZM52 69V70H53ZM152 69V68H151ZM255 69H257V68H255ZM31 70V69H30ZM38 69H36V71H37ZM148 70L150 71V69L148 68ZM248 70V69H247ZM253 70V69H252ZM3 71H5V72H7L6 70H3ZM36 71H34V72H36ZM41 71V70H40ZM246 71V70H245ZM258 71V70H257ZM1 72V71H0ZM5 72H3V73H5ZM9 69H8V72L6 73V74H9ZM13 72V71H12ZM32 72H33V70H32ZM33 72V73H34ZM42 72V71H41ZM252 72V71H251ZM255 72V71H254ZM253 72V73H254ZM261 71H259V73H260ZM2 73V72H1ZM0 73V75H2ZM38 73H39V70H38ZM43 73V72H42ZM240 73H242L241 71H240ZM248 73V72H247ZM10 74H12V73H10ZM35 74V73H34ZM34 74H31L32 76L34 75ZM37 74V73H36ZM35 74V75H36ZM244 74V73H243ZM242 74V75H243ZM24 75V74H23ZM22 75V76H23ZM27 75V77H31V75L30 74H26ZM29 75V76H28ZM39 75V74H38ZM235 75V74H234ZM259 75V74H258ZM262 75V74H261ZM3 76H5V75H3ZM7 77L9 76V75H6ZM12 76H14L15 77V75H12ZM19 76V75H18ZM37 76V75H36ZM169 76H171V75H169ZM244 76V75H243ZM243 76H242V79H243ZM250 76V75H249ZM252 76V75H251ZM257 76V75H256ZM2 77V76H1ZM153 77V76H152ZM173 77L176 79V77H175V75H173ZM219 77H221V76H219ZM218 77V78H219ZM239 77V76H238ZM241 77V76H240ZM239 77V78H240ZM260 78H261V76H259ZM262 77H264L263 75H262ZM9 79H3V78H1V79H3L4 81H7V80H10V76L8 77ZM16 78H17V76H16ZM26 78V77H25ZM42 78V77H41ZM167 78V77H166ZM169 78V77H168ZM172 78V77H171ZM171 78H170V80H171ZM174 78H173V80H174ZM218 78H217V80H218ZM222 78V77H221ZM244 78H246V77H244ZM252 78V77H251ZM250 78V79H251ZM0 79V80H1ZM24 78H21V79H19L20 81L21 80H23ZM149 79V78H148ZM225 79H226V77H225ZM227 79H229V78H227ZM249 79V78H248ZM247 79V80H248ZM256 79V78H255ZM12 80V79H11ZM16 80V79H15ZM18 80V79H17ZM16 80V81H17ZM38 80H40V79H38ZM43 80V79H42ZM101 80H102V78H101ZM150 80V79H149ZM212 80V79H211ZM216 80V79H215ZM214 80V82H216ZM221 80V79H220ZM223 80V79H222ZM4 81H0L1 83H3ZM24 81H27V80H25L24 79ZM23 81V82H24ZM96 81H98L97 80V78H96V80H95V82ZM151 81V80H150ZM165 81V80H164ZM168 80L166 79V82H167ZM174 81H176V80H174ZM184 82H186L185 81V79L183 80ZM187 81H188V79H187ZM213 81V80H212ZM230 81V80H229ZM250 81V80H249ZM249 81H248V83H249ZM10 83H11V81H9ZM19 82V81H18ZM29 82V81H28ZM32 82V81H31ZM30 82V83H31ZM33 82H35L36 83V81H33ZM32 82V83H33ZM39 81H37V83H38ZM43 82V81H42ZM99 82V81H98ZM97 82V83H98ZM173 82V81H172ZM213 82V83H214ZM219 81H217V83H218ZM221 82V81H220ZM219 82V83H220ZM224 82H226L225 80L223 81V83ZM228 82V81H227ZM243 82V81H242ZM260 82H262V81H260ZM259 82V83H260ZM20 83V82H19ZM25 83V82H24ZM31 83V84H32ZM97 83H93V84H96V85H94V87L96 86H98L97 85ZM152 84H153V82H151ZM164 83V82H163ZM163 83H162V85H163ZM170 83L171 82H169V85H170ZM187 83V82H186ZM263 83V82H262ZM4 85L6 84V83H3ZM26 84L27 83H25V87H26ZM93 84H92V87H93ZM101 84V83H100ZM165 85H167L168 84V82H167V84L166 83H164ZM172 84V83H171ZM221 85H222V83H220ZM264 84V83H263ZM2 86L4 89H6V88H8L9 87V85L8 86ZM7 85V84H6ZM22 85V84H21ZM102 85H103V81H102ZM102 85H99L98 87H101ZM155 85V83L153 84V86ZM164 85V86H165ZM213 85V84H212ZM215 85V84H214ZM221 85H219L220 87H221ZM226 85H228V84H225L224 83V85L222 86V87H224V86H226ZM243 85V84H242ZM245 85V84H244ZM247 85V84H246ZM245 85V86H246ZM256 85V84H255ZM15 86H17L18 88H19V86L20 85H15ZM14 86V87H15ZM23 86H24V84H23ZM91 86V85H90ZM175 86H177V85H175ZM174 86V87H175ZM216 86H218V85H215V87ZM230 86H232V85H230ZM244 86V87H245ZM11 87V86H10ZM22 87V86H21ZM20 87V88H21ZM87 87V86H86ZM220 87H218V88H220ZM220 88V90L221 89H223L222 90V93L220 92V95H221V98H223L222 99V101L224 102V105H222L221 107H219V106H217L218 108H214L215 110H209V109H207L206 108V110H209V111H211V112H214V113H219V114H221V110H226V111H229V112H231L232 111V113H234L235 115L233 116V114H232V117L230 118V120H229V116H228V119L227 120H225L224 122H227L228 121V123L229 122H231V125L230 124H228V125H230V126H228L226 123V125L229 127H226V135H225V138L224 139H222L223 137L221 136V138H219L220 137V135H222V133H220L219 132V130H221V126H218L220 129L218 130V131H216L215 129H214V131L212 132V134H215V136H209V134L207 135V132L208 131H206V129H205V131L203 132V129H204V127L203 126H201V123H203V122H201V117H197V114H195L196 116H195V119H193V120H197L198 122L195 124V126L193 125L195 122L193 121V123L191 122V124H190V127H189V125H188V127L190 128V132L191 133H196L197 131H200L201 129L200 128H202L203 127V129L201 130V133L203 132V133H206V136L204 137V136H201V137H204V138H206L205 139V142H203L202 140L204 139H201V142L203 143H201L202 144V148H203V151H204V153H206V154H209V155H212L213 156V159L215 160V161H217V162H219V164H218V167H216L217 168V170H216V174H214V176H212V178H210V179H206V181H207V184H205L203 187H201L199 184H197L199 187H197V185H194V184H189L188 182L186 183V180H185V183H184V179H183V177L184 176H182L181 178H182V180L181 179H178L176 176L177 175H175V178H169V180H167L166 182H165V188L168 190L167 192H168V195H169V198H168V202L165 204V203H163L164 204V206H163V204H162V206L164 207V208H159V211H158V209H153L152 208V206L153 205H156V206H158L159 205V202H161L160 200H158V198H160V197H158V198H152L151 197V194H152V191L151 190H154V189H156V191H157V189H159V186L162 184V181H163V179L162 180H158V178H159V175H161L163 172L161 171V168H158V166L156 167H154L153 166V164L152 165H150L149 164V166H151L152 168H153V170L149 173V171L148 170H150L149 168H146V169H148L147 171H148V173H146L145 171L143 172L142 171V169L144 168V167H142V169L140 168L139 169V166H138V169L136 170L135 168H136V165H138V163H137V161H138V159H137V161H135L134 162V164H135V168L133 169V166H132V164L131 163H133V162H131L132 160L128 157L129 156V153L128 152H124V151H126L127 149H129V147H133V145H131V144H133V142L131 143V142H127L126 140H125V136H124V138L123 139H120L122 142V144H120V146L118 145V149L116 148V150H114V149H111V150H107V152H105L104 154V156H106V159L105 160H103V158H102V163L104 164V162L106 161V163H105V165L106 164H110V167H111V165H114L113 167H111L110 169L108 168L107 170L105 169L106 168V166H104L105 168V171L107 172L106 173V175H105V173H102L101 175L103 176H101V175H97V174H95L93 171H91V169H89V167L91 166L90 164L93 162V160H98V157L97 156H94V159H90L92 156H93V154H94V152H92V154L91 153H89V154H91L90 156H89V154H85L87 151L89 152L90 151V149L91 150H93V147H92V145H94V148L96 147L95 145H97V144H94V143H99L100 141L98 140V141H95V135H96V133L100 130V127H99V130L97 131V132H95V131H93L94 133H95V137L94 138H92L91 140H93L94 142H92L93 144H91V143H89V145H88V143L86 142V140H85V144H86V147H85V144H84V148L83 149H85L80 155H79V157H84L85 156V158H83L82 159V162H84V160L86 161V162H88V160H86V159H88L89 157V159L92 161V162H90V164H88V163H86L87 164V166H86V164H82V162H81V164L83 165V167H85V169H87L88 168V171L92 174V172H93V174H95L93 177H94V179L97 181V182H100L99 184H101V182L102 181H104V180H107L108 178L109 179H111V181H112V183L115 185V187L114 188H116V187H118V189L119 190H116V193L115 194H117L116 196H117V198H115L114 200H115V204H113L114 205V207L113 208H116V215H117V219H119L118 221H117V223H116V225H115V222H114V225H115V227H114V229H113V233H112V238H111V235H109L108 237H106L105 239L107 240V241H105V243H103V244H105V246L103 247V248H107V249H105V250H107V253H105V250H104V255L106 256L107 254H108V252L110 251V250H112V251H110L109 252V254H111V252H112V254L114 255V256H116L117 257V259H116V261H114V262H116L117 264H235V262H233L232 263V261L234 260V257H232V256H230L229 254H230V247H229V245L227 246V245H225L226 243V241H225V237H223V238H221V237H219L218 236V234L217 233H215L214 231V226H212L211 224H210V219H209V217H208V219H207V217L205 218L204 216V214L203 213H201V209L202 208H198L201 204H202V202H201V199L202 198H204V196H206L207 194H209L211 191H214L217 187L218 188H220V189H230V191H229V194L231 195V197H232V199H234L233 201H235L234 203L237 205L236 206V209H237V212L238 213H240L241 214V216H243L244 218L246 217V219H248L251 223H253V224H255V226L252 228H249V227H245V226H242V225H244V224H242L241 226H237V224L235 225L234 224V227L232 228L233 229V231L234 232H236V237H237V249H236V252H238L239 254H240V256H241V258H240V260L242 261V260H246V261H250V263L249 264H264V90H259V89H255V87L253 88V89H255V90H253L252 88V90H253V92H250V90H249V92H247L248 91V89H249V87L248 88H241L240 89V87L239 88H237V87H234V91H235V89H239V91L241 92V93H239V91L238 90H236L238 93H232V95H233V97H234V100L233 101H230L228 98H231L230 96H232V95H230L229 93L228 94H225V93H227V91H229V85L228 86H226L227 87V89H225V88ZM253 87V86H252ZM258 87V86H257ZM261 87V85H259V88ZM2 88V89H3ZM12 88H13V86H12ZM23 88V87H22ZM163 88V87H162ZM214 88V87H213ZM218 88H216L218 91H219V89ZM0 90V92L1 91H3V90ZM11 89V88H10ZM10 89H9V92H10ZM14 89V88H13ZM44 89V88H43ZM85 89V88H84ZM93 89V88H92ZM98 89V88H97ZM226 90V92H225V90ZM261 89H262V87H261ZM264 89V88H263ZM6 90H8V89H6ZM209 90V89H208ZM247 90V91H246ZM38 91V90H37ZM218 91H216L215 90V92L217 93ZM224 91V92H223ZM235 91V92H236ZM8 92V93H9ZM41 92V91H40ZM11 93V92H10ZM35 93V92H34ZM39 93V92H38ZM42 93H44V92H42ZM172 93V92H171ZM170 93V94H171ZM214 93V92H213ZM219 93V92H218ZM1 94V93H0ZM37 94V93H36ZM40 94V93H39ZM173 94V93H172ZM2 96L4 95V93L3 94H1ZM9 95V94H8ZM7 95V96H8ZM11 95V94H10ZM10 95H9V97H10ZM13 95V94H12ZM151 95V94H150ZM40 96V95H39ZM153 96V95H152ZM209 98V97H208ZM216 98H219V96H217ZM215 98V99H216ZM221 98H219V99H221ZM12 99V98H11ZM136 99V98H135ZM134 99V100H135ZM134 100L132 101V102H134ZM10 101V100H9ZM14 101V100H13ZM131 100H129V102H130ZM219 101V100H218ZM226 101L228 102V103H226ZM11 103V102H10ZM218 103V102H217ZM120 104V103H119ZM10 105H12V103L10 104ZM132 105V104H131ZM135 105V104H134ZM133 105V106H134ZM218 105V104H217ZM7 106V103L5 104V106H2V107H6ZM8 106H9V102H8ZM123 106H125V105H123ZM122 106V107H123ZM130 106V105H129ZM209 107V106H208ZM212 107H213V105H212ZM123 108H125V107H123ZM127 108H129V107H127ZM202 109V108H201ZM36 110H38V109H36ZM47 110V109H46ZM192 110V109H191ZM200 110V109H199ZM21 111V110H20ZM19 111V112H20ZM24 111V110H23ZM35 111V110H34ZM61 111V110H60ZM196 111H198V110H196ZM196 111H194L195 113H196ZM201 111V110H200ZM199 111V112H200ZM202 111H203V109H202ZM22 112V111H21ZM26 112V111H25ZM33 112V111H32ZM42 112V111H41ZM43 112H45V110L43 111ZM42 112V113H43ZM51 112V111H50ZM62 112H63V110H62ZM61 112V113H62ZM112 112V111H111ZM131 112V111H130ZM191 112V114H192V111H190ZM193 112V113H194ZM206 112V111H205ZM204 112V113H205ZM10 113V112H9ZM30 113V112H29ZM46 113H47V111H46ZM54 113V112H53ZM118 115H119V113L118 112H116ZM115 113V114H116ZM123 113L125 114V115H127L124 111H123ZM133 113H135V112H133ZM187 113L188 114H190L189 113V110L187 111ZM186 113V114H187ZM203 113V114H204ZM17 114V113H16ZM19 114V113H18ZM37 114H39V115H41L40 113H37ZM63 114H65L64 112H63ZM110 114H112V113H110ZM115 114H114V116H115ZM116 114V115H117ZM190 114V115H191ZM211 114V113H210ZM210 114H209V116H210ZM217 114H214V115H217ZM34 116L33 117H35V114H33ZM39 115H38V117H36V120H35V122H37V118H39ZM66 115V114H65ZM129 115L131 116L132 115V113L130 114L129 113ZM128 115V116H129ZM201 115V114H200ZM206 115H208V113H206ZM213 115V116H214ZM231 115V114H230ZM11 116V115H10ZM21 116H23V115H21ZM24 116H28V115H25L24 114ZM30 116H31V114H30ZM42 116H44V114L42 115ZM55 116V115H54ZM64 116V115H63ZM73 116V115H72ZM105 116V115H104ZM121 116V115H120ZM134 116V115H133ZM149 116V115H148ZM189 116V115H188ZM211 116H212V114H211ZM217 116H221V115H217ZM216 116V117H217ZM224 116H226L225 114H224ZM16 117H18V116H15V118ZM32 117V118H33ZM60 117H62V116H60ZM109 117V116H108ZM107 117V118H108ZM112 117L113 116H111V119H112ZM150 117V116H149ZM194 117V116H193ZM8 118H10V117H8ZM32 118H29V119H32ZM44 118V117H43ZM42 117L40 118V119H43ZM46 118H48V115H47V117ZM58 118V117H57ZM106 118V117H105ZM115 118V117H114ZM123 118V117H122ZM125 118V117H124ZM141 118V117H140ZM217 118H219V117H217ZM224 118V117H223ZM4 119H6V118H4ZM25 119V118H24ZM39 119V120H40ZM50 119V118H49ZM65 119V118H64ZM77 119H79L78 117H77ZM83 118H81V119H79V120H82ZM108 119H110V118H108ZM118 119H120V118H118ZM132 119H133V121L135 120L134 119V117H132ZM131 119V120H132ZM137 119V118H136ZM139 119V118H138ZM143 119V118H142ZM11 120H12V118H11ZM10 120V121H11ZM28 120V119H27ZM38 120V121H39ZM43 120H45V121H47L45 118L43 119ZM43 120H41L40 122H42ZM51 120V119H50ZM58 120V119H57ZM87 120H88V118H87ZM90 120V119H89ZM127 120V119H126ZM139 120H141V119H139ZM146 120H147V118H146ZM152 120V119H151ZM151 120H149V121H151ZM203 120V119H202ZM215 120H217V119H215ZM220 120V119H219ZM219 120H217L218 121V123H220L219 122ZM6 121V120H5ZM9 120H7V122H8ZM16 121H18L20 124H21V122L20 121H22L23 122V120L22 119H18L17 118V120ZM15 121V123H17L18 124V122H16ZM24 121H26V119L24 120ZM49 121V120H48ZM62 121H64V120H62ZM101 121V120H100ZM105 121H106V119H105ZM113 121V120H112ZM111 121V122H112ZM123 121V120H122ZM142 121H145V120H142ZM142 121H139V122H142ZM149 121H147L148 123H150ZM187 121H188V119H187ZM206 121V120H205ZM211 121V120H210ZM217 121H214L213 120V122H217ZM1 122V121H0ZM6 122V123H7ZM34 122V123H35ZM40 122H38V123H40ZM44 122V121H43ZM51 122V121H50ZM56 122V121H55ZM64 122H66L67 123V120L66 121H64ZM63 122V123H64ZM125 122V121H124ZM129 122V121H128ZM131 123H132V121H130ZM134 122H136V121H134ZM137 122H138V120H137ZM206 122H208V120L206 121ZM223 122V123H224ZM9 123V122H8ZM30 123V122H29ZM32 123H33V121H32ZM53 123V122H52ZM51 123V124H52ZM62 123V124H63ZM81 123H82V121H81ZM86 123H87V121H86ZM93 123V122H92ZM92 123H90V124H92ZM99 123V122H98ZM105 123V122H104ZM113 123H115V122H113ZM121 123V122H120ZM120 123H118L119 125H116V127H117V129L116 130H118L119 131V128H120V130L122 129V127H121V125H120ZM143 123V122H142ZM144 123H146V121L144 122ZM144 123H143V125H144ZM147 123V124H148ZM156 123V122H155ZM9 124H11V122L9 123ZM9 124H4L5 125V127H7ZM24 124V123H23ZM27 124V123H26ZM36 124V123H35ZM54 124V123H53ZM52 124V125H53ZM59 124H61V122L59 123ZM107 124V122L105 123V125ZM133 124V123H132ZM132 124H131V126H132ZM135 124H137V123H135ZM139 124V123H138ZM204 124V123H203ZM222 124V123H221ZM225 124H222V125H225ZM44 125V124H43ZM48 125V124H47ZM46 125V126H47ZM50 125V124H49ZM51 125V127H53ZM86 125V124H85ZM88 125V124H87ZM96 128H98V124L96 123ZM101 125H103V124H101ZM100 125V126H101ZM105 125H104V128L106 129L107 127H105ZM110 125H111V123H110ZM123 125V124H122ZM124 125H126L127 126V124H124ZM128 125H130V124H128ZM142 124H139V126H141ZM150 125V124H149ZM148 125V126H149ZM155 125H157V124H155ZM184 125H185V127H186V123H184ZM208 125V124H207ZM214 125H215V123H214ZM219 125V124H218ZM40 126H42L41 124H40ZM57 126V125H56ZM60 126H62V125H60ZM59 126V127H60ZM75 126H77V125H75ZM108 126H109V124H108ZM112 126V125H111ZM139 126H137V128L139 127ZM192 126H194V127H192ZM209 126H211V124L209 125ZM213 126V125H212ZM211 126V127H212ZM215 126H217V125H215ZM215 126H214V128H215ZM2 127H3V125H2ZM43 127V126H42ZM40 128V129H44V127L43 128ZM93 127V126H92ZM147 127V126H146ZM217 127V128H218ZM4 128V127H3ZM67 129H68V127H66ZM93 128H95V125H94V127ZM103 128V129H104ZM110 128V127H109ZM109 128H107L108 130H109ZM115 128V127H114ZM114 128H113V130H114ZM134 128H135V126H134ZM144 128H145V125H144ZM149 128H152L151 126H149ZM5 129V128H4ZM46 129V128H45ZM48 129V128H47ZM52 129V128H51ZM56 129V128H55ZM106 129V130H107ZM126 129V128H125ZM186 129V128H185ZM212 129V128H211ZM69 130V129H68ZM72 130V129H71ZM74 130V129H73ZM85 130V129H84ZM89 130V129H88ZM115 130V131H116ZM123 130V129H122ZM138 130V129H137ZM189 130V129H188ZM188 130H187V132H188ZM223 130H225V129H223ZM41 131V130H40ZM47 131V130H46ZM45 131V132H46ZM60 133H61V131H62V128H61V131L60 130H58ZM78 131H79V129H78ZM103 131V130H102ZM102 131L100 132V133H102ZM111 131H112V128H111V130H109L108 131V133L110 132L111 133ZM3 132H5V131H3ZM10 132V131H9ZM37 132V131H36ZM57 132V131H56ZM65 132V131H64ZM84 132V131H83ZM89 132V131H88ZM103 132H105V131H103ZM113 132V131H112ZM184 132H186V130L184 131ZM190 132H188V134H190ZM221 132H223L222 130H221ZM13 132L11 131V134H12ZM31 132H29L28 133V137H29V135H33L34 136V134L35 133H31ZM55 133V132H54ZM74 133H76L75 132V130H74ZM99 133V132H98ZM97 133V134H98ZM138 133H140V134H142L141 132H138ZM152 133V132H151ZM198 133V132H197ZM202 133V134H203ZM224 133V132H223ZM10 134V135H11ZM14 134V133H13ZM39 134V133H38ZM37 134V136H39ZM42 134V133H41ZM70 134V133H69ZM80 134V133H79ZM82 134V133H81ZM91 134V133H90ZM104 134V133H103ZM105 134H107L106 132H105ZM104 134V135H105ZM113 134V133H112ZM140 134H139V136H140ZM144 134V133H143ZM0 135H1V132H0ZM3 135V134H2ZM16 135H17V133H16ZM22 135V134H21ZM20 135V136H21ZM56 135H58V133L56 134ZM84 134H82L81 135V137L83 136ZM86 135H87V131H86ZM86 135H84V137H88V136H86ZM89 135V134H88ZM92 135V136H93ZM102 135V134H101ZM136 135H138V134H136ZM135 135V136H136ZM185 135H187L186 133H185ZM184 135V137L183 138H188L189 140L190 139H193L192 137L191 138H189V136L187 137V136H185ZM203 135H205V134H203ZM210 135H211V133H210ZM8 136V135H7ZM6 136V137H7ZM64 136H65V134H64ZM66 136H68V133H67V135ZM69 136H72V135H69ZM100 136V135H99ZM99 136H98V138H99ZM112 136H114V135H112ZM116 136V135H115ZM120 135H118V137H119ZM126 136H128V135H126ZM131 136V135H130ZM144 136V135H143ZM146 136H149V134L148 135H146ZM146 136H144V138L146 137ZM151 136V135H150ZM149 136V137H150ZM191 136V135H190ZM3 137L4 136H1L0 138V140H3ZM12 137V136H11ZM16 137V136H15ZM18 137V136H17ZM27 137V138H28ZM36 137V136H35ZM34 137V138H35ZM74 137V136H73ZM72 137V138H73ZM103 137V136H102ZM107 138H108V136H106ZM105 137V138H106ZM117 137V136H116ZM123 137V136H122ZM132 137V136H131ZM130 137V138H131ZM141 138H142V135L140 136ZM194 137V136H193ZM5 138V137H4ZM14 138V137H13ZM13 138H9L10 140H12ZM30 138H33L32 136H30ZM30 138H28V139H30ZM56 138H57V136H56ZM71 138V137H70ZM76 138H79V137H76ZM89 138V137H88ZM91 138V137H90ZM97 138V139H98ZM104 138V137H103ZM111 138V137H110ZM128 138V137H127ZM126 138V139H127ZM185 138V139H186ZM15 139V138H14ZM18 139V138H17ZM23 139H26V138H23ZM66 139V138H65ZM85 139V138H84ZM87 139V138H86ZM96 139V140H97ZM101 139V138H100ZM143 139V138H142ZM180 139V140H177V148H181L182 147V144H186V143H188V144H186L185 146L183 145V148L185 147H187L189 144H191L190 142H187L188 141V139ZM6 140V139H5ZM9 140V141H10ZM20 140V139H19ZM18 140V141H19ZM32 140V139H31ZM37 140H39V139H37ZM37 140L35 139V142L33 143V144H35L36 145V142H37ZM42 140V139H41ZM45 140H48L47 138H45ZM50 140V139H49ZM101 140H104V139H101ZM110 140V139H109ZM150 139H145L144 141H149ZM214 140H215V142H214ZM17 141V142H18ZM58 141V140H57ZM74 141V140H73ZM72 141V142H73ZM82 141V140H81ZM106 142H107V139L105 140ZM105 141H103V142H105ZM132 141V140H131ZM183 141H185V143L183 142ZM194 141H196V139H194ZM199 141H200V138H199ZM6 142H7V140H6ZM12 143H13V140L11 141ZM11 142H9V143H11ZM24 142H26L25 140H24ZM39 142V141H38ZM37 142V143H38ZM46 142V141H45ZM49 142V141H48ZM69 142V141H68ZM75 142H78V141H75ZM84 142V141H83ZM102 141H101V143H103ZM105 142V143H106ZM109 142V141H108ZM135 142V141H134ZM145 142V143H146ZM151 141H149V143H150ZM180 142H182V144L180 143ZM191 142H193L192 140H191ZM12 143H11V145H12ZM32 143V142H31ZM70 143V142H69ZM79 143V142H78ZM113 143V142H112ZM118 143V142H117ZM139 143V142H138ZM141 143V142H140ZM199 143V142H198ZM1 144V143H0ZM5 144V143H4ZM15 144V143H14ZM18 144V143H17ZM28 144V143H27ZM33 144H32V146H33ZM41 144V143H40ZM45 145L44 147L43 146H41V145ZM41 145H40V147H38V151L36 150H33V151H35V152H33L32 151V153L30 154V153H27V152H30V151H27V152H25V153H27V154H29V156H27V154H25L24 156H23V153L21 152L22 151V149L20 150V152L22 153V156H23V158H27V161H29L30 163H32V161H34V162H36L35 163V165H38L37 163H40V166L43 168H41L40 166V168H41V170H39V168H38V166H35L34 165V162H33V165L31 166V164L29 165V166H31V167H37L38 169L37 170H39V172L43 175V178H40L41 176H38L40 179H38V180H42L41 181V184L38 182V184H40V186H42V187H40V191H39V193L41 192V188H42V190H43V192H45V191H48V190H50L49 188H51L50 186H51V183H52V181H50V175L48 174L49 173V167H47V165H49L48 164V160H49V158H52L51 157V155H50V152H49V147L46 145V143L44 144V143H42ZM74 144V143H73ZM91 144V145H90ZM108 144H110V143H108ZM113 144H115V143H113ZM112 144V145H113ZM119 144V143H118ZM137 144V143H136ZM22 145V144H21ZM25 145V144H24ZM29 145H31L30 144V141H29ZM55 145V144H54ZM80 145V144H79ZM88 145V146H87ZM103 145H105V144H100L99 145V147H100V149H97V150H100L99 152L100 153H102L101 152V149H104L102 146ZM111 145V144H110ZM117 145V144H116ZM143 145H145V144H142V146ZM147 145H148V142H147ZM204 145V146H203ZM2 146V145H1ZM15 146H19V144L18 145H14L13 147H15ZM39 146V145H38ZM67 146H69V145H67ZM66 146V147H67ZM98 146V145H97ZM106 146H107V144H106ZM113 146H115V145H113ZM141 146V148H142V150L144 149L143 147ZM201 146V145H200ZM227 146V149H226V151H225V148H222V147H226ZM19 147H21V146H19ZM53 147V146H52ZM57 147V146H56ZM65 147V148H66ZM76 148V146H74L73 145V147L72 148ZM82 147V146H81ZM108 147H109V145H108ZM132 147H131V149H132ZM135 147V146H134ZM145 147V146H144ZM148 147V146H147ZM145 148V149H148V148ZM3 148V147H2ZM11 148V147H10ZM17 148V147H16ZM23 148H28V147H24L23 146ZM36 148V147H35ZM39 148H40V151H39ZM51 148V147H50ZM64 148V147H63ZM68 148V147H67ZM71 147H69L68 149H70ZM97 148V147H96ZM107 148V147H106ZM136 148V147H135ZM134 148V149H135ZM141 148L139 147V150H140V152L142 153L143 151H141ZM150 148V147H149ZM152 148V147H151ZM176 148V147H175ZM183 148H181V149H183ZM0 149H1V147H0ZM4 149H5V147H4ZM15 149V148H14ZM14 149H12V150H14ZM18 149V148H17ZM30 149V148H29ZM32 149V148H31ZM138 149V148H137ZM137 149H135V151L137 152L138 150ZM2 151H0V154L2 155L3 153H4V151H3V149H1ZM9 150V148H7V151ZM55 150H57L56 148H55ZM54 150V151H55ZM65 150V149H64ZM71 150V149H70ZM74 150V149H73ZM76 150V149H75ZM97 150H96V152H97ZM133 150V149H132ZM152 150V149H151ZM175 150V149H174ZM178 150V149H177ZM180 150V149H179ZM17 151V150H16ZM78 151V150H77ZM81 151V150H80ZM95 151V150H94ZM103 152H104V150H102ZM128 151V150H127ZM146 151V150H145ZM148 151H150V150H148ZM3 152V153H2ZM12 152V151H11ZM14 152V151H13ZM76 152V151H75ZM74 152V153H75ZM79 152V151H78ZM87 152V153H88ZM99 152H97L98 153V155L100 154ZM10 153V152H9ZM9 153L7 154V152H6V154H7V156L9 155ZM71 153V152H70ZM72 153H73V151H72ZM71 153V154H72ZM84 153V154H83ZM97 153L96 154H94V155H97ZM122 153H128V154H126L127 156H123V154ZM145 153V152H144ZM147 153V152H146ZM223 153H225L226 154V156H222L221 158H220V155L221 154H223ZM228 153V154H227ZM62 154V153H61ZM67 154V153H66ZM76 154V153H75ZM4 155H5V153H4ZM21 155V154H20ZM59 155V154H58ZM130 155H131V153H130ZM21 156V157H22ZM26 156V157H25ZM50 156V157H49ZM88 156V158H86ZM132 156V155H131ZM59 157V156H58ZM97 157V158H96ZM102 157V156H101ZM133 157V156H132ZM10 158V157H9ZM29 158V159H28ZM64 158V157H63ZM62 158V159H63ZM11 159V158H10ZM13 159V158H12ZM12 159L10 160V161H12ZM15 159H18V158H15ZM54 160H57V159H55V158H53ZM136 159H134V160H136ZM148 159V158H147ZM70 160V159H69ZM72 160H75V159H72ZM133 160V161H134ZM150 160V158L148 159V161ZM3 161V160H2ZM4 161H6V159L4 160ZM8 161V160H7ZM26 161V160H25ZM25 161H23V162H25ZM81 161V160H80ZM167 161H169V160H167ZM41 162L43 163V164H41ZM54 162V161H53ZM59 162V161H58ZM74 162V161H73ZM108 162V163H107ZM111 162V163H110ZM113 162H115V164H113ZM140 162H142V161H140ZM150 162V161H149ZM153 162V161H152ZM170 162V161H169ZM169 162H166V164L167 163H169ZM64 163V162H63ZM4 164V162L2 163V165ZM8 164H10V163H8ZM8 164H6V166H10V165H8ZM12 164V163H11ZM16 164V163H15ZM15 164H13L14 166H12V167H14V169H17L18 167H20L21 165L20 164H18V167H16L17 166V164H16V166H15ZM56 164V163H55ZM71 164V163H70ZM80 164V165H81ZM94 165H95V163H93ZM99 164V163H98ZM133 164V165H134ZM5 165V164H4ZM3 165V166H4ZM20 165V166H19ZM61 165V164H60ZM66 165V164H65ZM85 165V166H84ZM141 165V164H140ZM160 165V164H159ZM10 166V168H12ZM62 166V165H61ZM78 166V165H77ZM100 166H102V165H100ZM149 166H147V167H149ZM16 167V168H15ZM51 168H52V165L50 166ZM59 167V166H58ZM57 167V168H58ZM67 167H68V165H67ZM72 167H73V165H72ZM74 167H75V165H74ZM96 167H98V166H95V167H93V169H95L96 170ZM159 167H161V166H159ZM1 168H3V167H1ZM6 168V167H5ZM23 168H25V167H23L22 166V169H21V167L19 168V169H21V170H19L18 171V173H17V171H16V176H13L14 177V179H17V180H20L19 181V183L20 182H23V183H25L24 181L27 179V178H30V177H32V175H34V173L33 172H35L34 170H32L33 172H31V173H29L30 171H28V173H27V171L25 172V170H23ZM56 168V167H55ZM65 168L66 167H61V169L62 170H64L65 171ZM69 168V167H68ZM67 168V169H68ZM151 168V169H152ZM14 169H7V170H11V172H12V170H14ZM33 169H35V168H33ZM53 169V168H52ZM74 169H76V168H74ZM99 169H101V168H99ZM98 169V170H99ZM102 169H103V167H102ZM146 169H144V170H146ZM28 170V169H27ZM36 170V172H35V175L37 174V171ZM57 170V169H56ZM55 170V171H56ZM61 170V172H59V173H62L63 171ZM97 170V171H98ZM2 171H4V173H6V170H2ZM22 171H24V172H21ZM58 171V170H57ZM72 171H76V170H72ZM79 171V170H78ZM104 171V172H105ZM141 171H142V173H141ZM8 172V171H7ZM20 172V173H19ZM67 172V171H66ZM71 171H69V173H70ZM88 172V173H89ZM100 172H102V170L101 171H99V173ZM1 173V172H0ZM24 173H26V176L24 175ZM38 174V175H41V174ZM54 173V172H53ZM63 173H65V172H63ZM62 173V174H63ZM74 173V172H73ZM72 173V174H73ZM76 173V172H75ZM89 173V174H90ZM97 173V172H96ZM139 173H141V174H139ZM144 173V174H143ZM12 173H10V172H8L7 173V176L8 175H11ZM24 175L25 177H23V175H22V177H20L19 175ZM27 174H29V176H27ZM31 174V175H30ZM55 174H57V173H54V175ZM62 174H61V176H62ZM72 174H70L71 176H72ZM80 174V173H79ZM89 175V176H91L90 177V179L91 178H93L92 177V175ZM175 174V173H174ZM180 174V173H179ZM1 175V174H0ZM13 175V174H12ZM53 175V176H54ZM66 175H68V174H66L65 173V176ZM78 175V174H77ZM76 174H74V177L75 176H77ZM58 176V175H57ZM60 176V175H59ZM65 176L63 175V177H64V179H65ZM83 175H81V177H82ZM104 176H106V178L104 177ZM174 175L172 174V177H173ZM12 177V178H13ZM15 177H18V178H15ZM27 177V178H26ZM56 177V176H55ZM67 177V176H66ZM73 177V176H72ZM78 177V176H77ZM80 177V176H79ZM84 177V176H83ZM82 177V180L83 179H86L85 181H88V179L87 178H83ZM7 178H10V176H8ZM32 178H36V177H32ZM32 178H30L31 179V181L32 182H35L36 180H32ZM56 178H58V177H56ZM62 178V177H61ZM186 178H188L189 179V177L187 176ZM191 178V177H190ZM23 179H25L24 181H23ZM89 179V180H90ZM203 179H205V177L203 178ZM1 180H2V178L0 179V182H1ZM52 180V179H51ZM66 180V179H65ZM64 180V181H65ZM81 180V179H80ZM210 180H212V181H210ZM5 181V180H4ZM27 185H28V183H30L29 181L30 180H28L27 179ZM63 181V182H64ZM84 181V180H83ZM82 181V182H83ZM91 182H93V184L95 183L96 185V187H97V183L96 182H94V181H92V180H90ZM137 181H139V182H137ZM141 181V182H140ZM142 181L144 182V184H145V182H146V185H142L141 183H142ZM171 181V182H170ZM189 181H191V179H189ZM206 181H205V183H206ZM16 182V181H15ZM54 182V181H53ZM67 182V181H66ZM23 183H21V185L23 184ZM35 183H37V181L35 182ZM57 183H58V181H57ZM62 183V182H61ZM65 183V182H64ZM68 183H69V181H68ZM184 183V184H183ZM6 183L4 182L2 185H1V183H0V190H7L8 192H9V190H11L13 187H11L9 190L6 188V186H4ZM18 184V183H17ZM16 184V185H17ZM31 184V183H30ZM78 184V183H77ZM90 184V183H89ZM93 184H90V185H93ZM98 184V187L100 186ZM108 184H109V182H108ZM204 184V183H203ZM27 185H26V187H27ZM34 185V184H33ZM36 185V187H38L39 188V186L37 185V184H35ZM64 185V187L63 188H65L66 187V184H63ZM71 186H72V183L70 184ZM70 185H67V186H69L70 187ZM73 185H74V183H73ZM76 185V184H75ZM79 185V184H78ZM77 185V186H78ZM110 185H111V183H110ZM13 186H14V183H13ZM18 186V185H17ZM24 186H25V184H24ZM52 186H54L55 187V185H52ZM60 186H62L61 184H60ZM104 186V185H103ZM5 187V188H4ZM21 187H23V186H20V189H22V190H25V187H23V188H21ZM35 186H32V188H34V190L35 189H37L38 190V188H36ZM53 187V188H54ZM69 187H67V188H69ZM73 187V186H72ZM85 187V186H84ZM88 187H90L89 185H87L85 188H87L88 190H89V188ZM94 187V186H93ZM98 187H97V189H98ZM112 187V186H111ZM144 187L146 188V192H144V191H142V192H144V193H141V195H137V194H139V193H136V191L137 190H144ZM197 187V188H196ZM17 187H15L14 189H16ZM19 188V187H18ZM30 190H31V186H29L28 187ZM28 188H26V189H28ZM53 188H51V189H53ZM71 188V187H70ZM74 188H77V187H75L74 186ZM73 188V189H74ZM84 188V189H85ZM100 188H102V187H100ZM20 189L18 190V189H16V190H18L17 192L18 193H16V190L14 191L13 189H12V191H14L13 193L15 194V196H14V194H12V196L13 197H11V196H9V195H11V193L9 194V195H7L9 198H11V199H9V201L7 202V203H10V204H12V205H9V206H12L13 208L15 207V206H19V205H21V203H23L22 201H23V198H25V196H26V198H27V196L28 195H25V196H23V197H20V196H18L17 194H26L25 192H27V190L25 191V192H19L20 191ZM57 189V188H56ZM78 189V188H77ZM81 189H83V188H81V186H80V191H83V190H81ZM87 189H85V190H87ZM95 189V188H94ZM104 189L105 188H103L102 189V191H104ZM161 189H163V188H161ZM199 189V191L197 192V190ZM33 190V189H32ZM33 190V191H34ZM71 190V189H70ZM76 190V189H75ZM79 190V189H78ZM78 190H76V192L78 191ZM91 190V189H90ZM100 190V189H99ZM110 191H112V190H110ZM193 191H196L197 193H198V195L197 196H193ZM1 192V191H0ZM31 192V191H30ZM38 192V191H37ZM43 192H41V193H43ZM49 192V191H48ZM54 192V191H53ZM75 192V191H74ZM91 192H92V190H91ZM97 192H100V191H97ZM96 192V193H97ZM105 192V191H104ZM157 192H159V190L157 191ZM7 193V192H6ZM34 193H36V191L34 192ZM58 193V192H57ZM69 193V192H68ZM95 193V194H96ZM136 193V194H135ZM155 193V192H154ZM160 193V192H159ZM1 194H2V192H1ZM28 194H29V191H28ZM55 194H56V192H55ZM64 194H65V192H64ZM67 194V193H66ZM73 194V193H72ZM76 194V193H75ZM78 199H79V197H80V194H82L81 192L79 193L78 192ZM84 194V193H83ZM85 194H86V192H85ZM105 194V193H104ZM106 194H108V192L106 193ZM119 194V195H118ZM228 194V195H229ZM3 195V194H2ZM32 195V198H30L29 197V200L31 199V200H33V199H35V197L33 198V193L31 194L30 193V196ZM40 195H44V194H40ZM47 195H48V193H47ZM51 195V194H50ZM49 195V196H50ZM74 195V194H73ZM72 195V196H73ZM91 195V194H90ZM48 196V197H49ZM92 196V195H91ZM98 196V195H97ZM136 196H137V198H136ZM139 196V197H138ZM53 197V196H52ZM57 197V198H56ZM56 197H53V198H56V199H58V196H56ZM61 197V196H60ZM77 197V196H76ZM94 197V196H93ZM99 197V196H98ZM100 197H103V196H100ZM155 197H156V195H155ZM22 198V199H21ZM62 198V197H61ZM74 198V197H73ZM96 198V197H95ZM138 198H141V200H139V201H137V199ZM21 199V200H20ZM98 199V198H97ZM96 199V200H97ZM102 199V198H101ZM100 199V200H101ZM112 199V198H111ZM136 199V201L137 202H135L134 200ZM42 200V199H41ZM60 200V199H59ZM76 200V199H75ZM88 200V199H87ZM104 200V199H103ZM107 200V199H106ZM109 200V199H108ZM162 200V199H161ZM54 201V200H53ZM78 201V200H77ZM81 201V200H80ZM109 201H111V200H109ZM133 201V202H132ZM164 201V200H163ZM1 202V201H0ZM30 202V204L32 203V204H35V203H33V201L31 202V201H29ZM28 202V203H29ZM35 202V201H34ZM90 202V201H89ZM98 203V201H95L94 200V203ZM108 202V201H107ZM112 202V201H111ZM110 202V203H111ZM7 203H5L6 205H7ZM25 203V202H24ZM74 203V202H73ZM78 203V202H77ZM100 203V202H99ZM98 203V205H100ZM104 203V202H103ZM106 203V202H105ZM2 204V202L0 203V207L1 206H3L4 205V203H3V205H1ZM30 204H27L28 206L30 205ZM37 204V203H36ZM54 204V203H53ZM78 204H80V202L78 203ZM107 204V203H106ZM161 204V203H160ZM221 204H222V202H221ZM217 205L218 206V210H219V213L221 214V213H224V212H220V210L222 209L223 211L226 209V207L224 208V206H223V204L222 205ZM7 205V206H8ZM27 205H22V207L24 206V207H26ZM38 205V204H37ZM37 205H35V206H37ZM45 205V204H44ZM81 205H82V201H81ZM83 205H86L85 203H83ZM83 205H82V207H83ZM90 205H92V203L90 204ZM89 205V207H92V206H90ZM95 205H97V204H94V207H95ZM102 205V204H101ZM109 205V204H108ZM9 206L8 207H6L7 209H9ZM49 206V205H48ZM77 206V204L75 205V206H72L73 208L74 207H76ZM103 206H104V204H103ZM112 206V205H111ZM159 206H161V205H159ZM216 206V207H217ZM4 207V210L6 209L5 208V206H3ZM21 208L22 210L24 209L25 211H26V209L28 210L29 208H27L26 207V209L25 208ZM71 207V209H73ZM77 207H79V206H77ZM81 207V206H80ZM89 207H88V211H87V207H83V209L85 208L86 209V212H89L88 213V215L90 214V212H91V209H89ZM106 207V206H105ZM110 207V206H109ZM109 207H106V208H109ZM155 207V206H154ZM19 208V207H18ZM39 208V207H38ZM96 208V207H95ZM1 209V208H0ZM6 209V213H7V211H9V210H7ZM15 209H17V208H15ZM30 209H31V207H30ZM74 209H78V208H74ZM81 209V208H80ZM82 209V210H83ZM110 209H112V208H110ZM18 210V209H17ZM32 210H34V209H32ZM90 210V211H89ZM97 210H98V208H97ZM105 210V209H104ZM107 210V209H106ZM1 211V210H0ZM14 211V210H13ZM12 211V212H13ZM30 211V210H29ZM67 211H68V209H67ZM81 211V210H80ZM110 211H112V212H110V213H114V211L115 210H110ZM3 212H5V211H3ZM19 213H20V211H18ZM23 212V211H22ZM31 212V211H30ZM30 212H27V213H29V215H30V217L33 215H31V213ZM50 212V211H49ZM85 212V211H84ZM95 211H94V209H93V211H92V213H94ZM203 212V211H202ZM14 213H17V212H13V214ZM24 213V212H23ZM22 213V214H23ZM69 213V212H68ZM77 213H79V212H77ZM82 213V212H81ZM109 213V214H110ZM217 213H218V211H217ZM218 213V214H219ZM226 213V212H225ZM225 213L222 215V217L224 218V221H222V223H221V227H228V224L229 225H231L232 224V222H231V220L229 219V215H233V214H231L229 211H228V214L227 215H225ZM26 214V213H25ZM40 214V213H39ZM46 214H48V213H46ZM49 214H53V213H49ZM70 214V213H69ZM69 214H68V216H69ZM204 216H203V215ZM216 214V213H215ZM28 215V216H29ZM114 215V214H113ZM237 215H239V214H237ZM236 215V216H237ZM10 216H12V215H10ZM15 216H16V214H15ZM35 216V215H34ZM34 216H32V217H34ZM49 216V215H48ZM53 216V215H52ZM62 216V215H61ZM71 216V215H70ZM73 216V215H72ZM78 216V215H77ZM84 216V215H83ZM95 216V215H94ZM27 217V216H26ZM54 217V216H53ZM53 217H51V218H53ZM93 217V215H91L90 214V217H87V218H92ZM130 217H132V218H130ZM221 217V216H220ZM228 217V218H227ZM16 218V217H15ZM86 218V215H85V220L87 219ZM32 219V218H31ZM41 219V218H40ZM63 219H65V218H63ZM83 219V218H82ZM81 219V220H82ZM89 219V220H90ZM222 219V218H221ZM234 219V218H233ZM43 220H44V218H43ZM84 220V221H85ZM109 220V219H108ZM111 220V219H110ZM223 220V219H222ZM238 220V219H237ZM20 221V220H19ZM23 221V220H22ZM25 221H26V219H25ZM29 221V220H28ZM91 221H92V219H91ZM115 221V220H114ZM239 221V220H238ZM30 222H32V220H30ZM34 222V221H33ZM38 222V221H37ZM65 222V221H64ZM75 222H77V221H75ZM98 222V221H97ZM231 222V223H230ZM18 223H20V222H17V224ZM22 223H24V222H22ZM25 223H27V221L25 222ZM36 223V222H35ZM249 223V222H248ZM14 224H16V223H14ZM16 224V225H17ZM21 224V223H20ZM30 224V223H29ZM41 224V223H40ZM110 224V223H109ZM108 224V225H109ZM240 224V223H239ZM250 224V223H249ZM34 224H32V226H33ZM113 225V226H114ZM28 226L29 225H27V228H28ZM37 226V225H36ZM82 226V225H81ZM30 227V226H29ZM41 227V226H40ZM78 227V226H77ZM38 228V227H37ZM80 228V227H79ZM82 229L81 230H83V227H81ZM31 229V228H30ZM34 229V228H33ZM33 229L31 230V231H33ZM92 229V228H91ZM25 230V229H24ZM28 230V229H27ZM26 230V231H27ZM37 230V229H36ZM39 230V229H38ZM95 230V229H94ZM110 230V229H109ZM11 231V230H10ZM76 231V230H75ZM77 231H79V229H77ZM76 231V232H77ZM85 231H87V230H85ZM5 232H7L8 233V231L6 230ZM4 232V233H5ZM17 232V231H16ZM21 232V231H20ZM24 231H22V233H23ZM28 232V231H27ZM38 232V231H37ZM36 232V233H37ZM81 232V231H80ZM11 233H14L15 234V232H11ZM29 233V232H28ZM84 234H86V232H83ZM238 233H241V235H239ZM1 234V233H0ZM33 234V233H32ZM73 234V233H72ZM78 234V233H77ZM95 234H96V238L97 239H100L101 237H99L98 238V234L95 232ZM100 234V233H99ZM6 235H8V234H6ZM11 235H13V234H11ZM19 236H20V233L18 234ZM23 235V234H22ZM24 235H25V233H24ZM75 235V234H74ZM3 236V235H2ZM2 236H0V237H2ZM14 236V235H13ZM15 236H17V235H15ZM14 236V237H15ZM18 236V237H19ZM28 236V234H26V237ZM77 236V235H76ZM79 236H81V235H79ZM218 236V237H217ZM26 237L24 236V239H26ZM34 238H35V236H33ZM32 237V238H33ZM71 237V236H70ZM72 237H73V235H72ZM94 237V238H95ZM21 238L23 239V237L21 236ZM27 238H29L30 239V237H27ZM68 238V237H67ZM77 238V237H76ZM78 238H81V240H82V237H78ZM93 238V237H92ZM103 238V237H102ZM12 240H14V238H11ZM17 239V238H16ZM20 239V238H19ZM18 239V240H19ZM24 239H23V242H24ZM66 239V238H65ZM104 239V240H105ZM113 239H116V243L115 242H112L113 241ZM21 240V239H20ZM33 240V239H32ZM68 240V239H67ZM70 240V239H69ZM68 240V241H69ZM80 240V241H81ZM39 241V240H38ZM40 241H42V240H40ZM64 241V240H63ZM72 241V240H71ZM71 241H70V243H71ZM77 241H78V239H77ZM93 241V240H92ZM101 241H102V239H101ZM100 240H99V242H101ZM12 242H14V241H12ZM15 242H17V241H15ZM25 242H26V240H25ZM32 242V241H31ZM37 242V240H35V243ZM43 242H44V240H43ZM75 242V241H74ZM94 242V241H93ZM96 242H98V241H96ZM18 243V242H17ZM19 243H20V241H19ZM35 243H34V245H35ZM40 243L41 242H39V245H40ZM45 243V242H44ZM67 243V242H66ZM69 243V242H68ZM73 243V242H72ZM71 243V244H72ZM21 244V243H20ZM19 244V245H20ZM25 244V243H24ZM29 244H30V242H29ZM37 244V243H36ZM46 245H47V243H45ZM50 244V243H49ZM21 245H23V243L21 244ZM28 245V244H27ZM32 245V244H31ZM65 245H67V244H65ZM76 245V244H75ZM100 245V244H99ZM30 246V245H29ZM33 246V245H32ZM78 246V245H77ZM76 246V247H77ZM101 246H103V245H101ZM100 246V247H101ZM16 247V246H15ZM23 247V246H22ZM35 247V246H34ZM33 247V248H34ZM42 247V246H41ZM41 247H39V248H41ZM50 247V246H49ZM49 247H47V248H49ZM52 247V246H51ZM50 247V248H51ZM67 247V246H66ZM71 247V246H70ZM74 248H75V246H73ZM79 247H81V246H79ZM78 247V248H79ZM84 247V246H83ZM12 248H14V247H12ZM26 248H27V246H26ZM26 248H22V249H26ZM30 248H32L31 246H30ZM29 248V249H30ZM35 248H37V247H35ZM34 248V249H35ZM53 248V247H52ZM51 248V249H52ZM63 248V247H62ZM62 248H60V249H62ZM17 249H19V247L17 248ZM44 250H45V248H43ZM43 249H42V251H43ZM71 249H72V247H71ZM80 249V248H79ZM85 249V248H84ZM83 249V250H84ZM94 249V248H93ZM101 249H102V247H101ZM110 249V250H109ZM234 249V250H235ZM20 250V249H19ZM41 250V249H40ZM39 250V251H40ZM81 250V249H80ZM82 250V251H83ZM109 250V251H108ZM34 251V250H33ZM36 252H38L37 250H35ZM47 251V250H46ZM45 251V252H46ZM72 251H73V249H72ZM72 251L70 252V250H68V252H70V253H72ZM74 251L77 253V250L76 249H74ZM85 251V250H84ZM94 251H95V249H94ZM63 252V251H62ZM81 252V251H80ZM90 252H91V250H90ZM69 253V254H70ZM78 253H79V251H78ZM85 253V252H84ZM94 253V252H93ZM92 252H91V254H93ZM96 253V252H95ZM99 253H101L100 251H98V254ZM38 254V253H37ZM36 254V255H37ZM63 254H65V251H64V253ZM66 254H67V252H66ZM65 254V255H66ZM73 254V253H72ZM82 254V253H81ZM80 254V255H81ZM88 254H90L89 253V251H88ZM90 254V255H91ZM227 254V255H226ZM238 254V255H239ZM39 255V254H38ZM42 255H45V254H42ZM64 255V256H65ZM75 255V254H74ZM94 255V254H93ZM96 256H97V253L95 254ZM229 255V258H227L226 256H228ZM35 256V255H34ZM40 256V255H39ZM46 256V255H45ZM48 256V255H47ZM63 256V257H64ZM69 255L67 254V257H68ZM70 256H71V254H70ZM77 256H78V254H77ZM88 256V258H90L89 257V255H87ZM100 256V254L97 256V257H99ZM108 256V255H107ZM234 256V255H233ZM237 256V255H236ZM66 257V256H65ZM75 257H76V255H75ZM85 257V256H84ZM83 257V258H84ZM101 257V256H100ZM111 257H112V255H111ZM239 257V256H238ZM237 257V258H238ZM46 258V257H45ZM44 258V259H45ZM73 258V257H72ZM78 258V257H77ZM93 258H95L94 256H93ZM103 258V257H102ZM101 258V259H102ZM66 259V258H65ZM91 259V258H90ZM97 259V258H96ZM95 259V260H96ZM100 259V260H101ZM103 259H105V258H103ZM108 259V258H107ZM106 259V260H107ZM79 260H81L82 262H83V260H82V257H81V259L79 258ZM94 260V259H93ZM98 261H99V259H97ZM113 260V259H112ZM114 260H115V258H114ZM33 261V260H32ZM37 261V260H36ZM40 261V260H39ZM71 262H72V260H70ZM78 261V260H77ZM85 261V260H84ZM87 261H90V260H88L87 259ZM102 261V260H101ZM67 262V261H66ZM74 262V261H73ZM81 262V264H83ZM86 262V261H85ZM92 262V261H91ZM91 262H89L90 264H91ZM95 262V261H94ZM103 262V261H102ZM102 262L100 263V262H98L99 264H102ZM105 262V261H104ZM32 263V262H31ZM30 263V264H31ZM111 264L113 263L112 261L110 262ZM115 263V264H116ZM36 264V263H35ZM80 264V263H79Z\"/></svg>",
	"mask_w": 264,
	"mask_h": 264
}]
</instances>
